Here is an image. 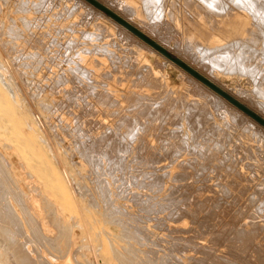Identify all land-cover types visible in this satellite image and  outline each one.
<instances>
[{"label":"bare ground","instance_id":"1","mask_svg":"<svg viewBox=\"0 0 264 264\" xmlns=\"http://www.w3.org/2000/svg\"><path fill=\"white\" fill-rule=\"evenodd\" d=\"M24 2L25 4L24 5H26L27 6V4H32L31 6H35V10H38V9H41V7L40 6H42L47 0H40V2L38 1V3L37 2H35L34 0H20V2ZM52 1V0H51ZM66 2H67V0H65ZM85 1V0H84ZM105 1H108V0H104L103 1V3L105 2ZM134 1V0H133ZM132 0H119V3H118V5L120 4L121 6L123 5V7H121V8H123L124 10H126L125 12H130V14H132V15H135V16H137L139 19L138 20H142L143 21V26H146L148 29H150V30H155V28L156 27H159L160 25H162V23H164V24H167V25H169V26H177L178 28L180 27V28H183V30L185 31V35H186V39H183L182 41H183V44L181 45H179V47L180 48H182L183 49V51L185 52V53H192V55H194L196 58H198L199 60H201V61H203L202 62V64L204 65V66H207V68L209 67L210 68V72L211 73H213V72H215V70H217V71H222V72H224L225 74H235V73H238V74H246L247 76H249L248 78H251V79H253V83L255 82V87H254V89L253 90H251L250 92H248V96L250 97L251 96V99L253 100H257V102L258 103H260L263 107H261V108H264V23L263 24H258V22L257 23H254L253 21H252V19H255V20H258V21H261V20H264V16H263V18H261L262 17V15H260V18L259 17H252V16H248V15H245L244 13H243V11H241V10H238V11H236V12H232V10H233V8H231L230 10H228V8L226 9V4H223V5H225L226 7H224V6H222V2L223 3H228V1L226 0V1H222V0H203L207 5H209V7L206 5V8L205 7H203L202 5H200L201 3L200 2H198L197 0H194L193 1V3H191L192 5H191V7L189 6V5H187V6H189L188 8H185V9H179V8H177V6H176V8L174 7L175 5V3L177 2H175L173 5L174 6H171V5H169V7L167 6V4L171 1H173V0H161V4L163 3L164 4V7L163 8H160V9H164V10H161V11H163V13L162 14H160L161 13V11H160V9L159 8H155L154 7V9L152 10L151 9V7H149V9H151L150 11H148L147 9H148V7H146L147 5H148V3L150 2V0H144L145 1V4H143V8L146 10L145 12L143 11V8H141V7H139V6H137V5H139V1L138 0H136L135 2H133ZM147 1V2H146ZM152 1V0H151ZM158 1V0H157ZM234 1V0H233ZM233 1H229V5H230V3H232ZM237 1V0H236ZM239 1V0H238ZM263 1V0H262ZM261 0H240L239 1V3H242V5L241 4H239L241 7L240 8H242V10H246L247 12L249 11V12H254L255 14L257 13V11L258 12H260V11H264V2H262ZM19 2V3H20ZM54 2H56V0L54 1ZM60 2H62V0H60ZM60 2H58V3H56V4H58V5H60ZM86 2V1H85ZM141 2V1H140ZM154 2H155V0H154ZM246 2V3H245ZM173 3V2H172ZM186 3V2H185ZM200 3V4H199ZM5 4V3H4ZM22 4V7L24 6L23 5V3H21ZM47 4H49V3H47ZM53 4V3H52ZM55 4V3H54ZM105 4V3H104ZM115 4V3H114ZM135 5V4H137L136 6H131V5ZM156 4V3H155ZM182 4V3H181ZM236 4V3H235ZM78 5H80V4H75L74 3V5H72V7H69L68 9H69V11H68V15L70 16V15H72V14H75L76 13V11H78V16H79V18H81V16H82V14H83V10H81V8L80 7H82V6H78ZM86 5V4H85ZM178 5V4H177ZM180 5V4H179ZM247 5V6H246ZM45 6H47V5H45L44 4V6L43 7H45ZM49 7H50V5H48ZM51 6H53V5H51ZM55 6V5H54ZM112 6V5H111ZM148 6H150V5H148ZM160 6V5H159ZM161 6H163V5H161ZM235 6V5H234ZM233 6V7H234ZM236 6H237V4H236ZM17 7H19V6H17ZM20 7H21V5H20ZM19 7V8H20ZM25 7V6H24ZM152 7H153V5H152ZM174 7V8H173ZM182 7V6H181ZM180 7V8H181ZM239 6H237V8H238ZM1 8V7H0ZM19 8H17V9H19ZM29 8V7H28ZM28 8H25V9H28ZM37 8V9H36ZM48 8V7H47ZM50 8H52V7H50ZM118 8V7H117ZM236 8V9H237ZM30 9H31V7H30ZM46 9V8H45ZM44 9V10H45ZM66 9V8H65ZM85 9V8H84ZM115 9H116V7H115ZM119 9V8H118ZM157 9L160 11V13L157 11ZM235 9V10H236ZM22 10V9H21ZM21 10H19V11H21ZM29 10V9H28ZM27 10V11H28ZM50 10V9H49ZM49 10H47V11H45V12H49ZM94 10V9H93ZM15 11H17V10H15ZM23 11V10H22ZM25 11V10H24ZM51 11V10H50ZM63 11V10H62ZM61 11V12H62ZM65 11V10H64ZM98 11V10H97ZM96 10H95V12H97ZM115 11V10H114ZM121 11V10H120ZM120 11H119V13H120ZM164 11H167V14L166 15H164ZM229 11V12H228ZM34 12V11H33ZM118 12V11H117ZM151 14L152 12H153V16L151 15L150 16V14ZM248 12V13H249ZM57 13V12H56ZM63 13V12H62ZM90 13V12H89ZM123 13V12H122ZM156 13H158V16H156L157 14ZM263 13V12H262ZM60 14V13H59ZM126 14V13H125ZM130 14H128V15H130ZM156 14V15H155ZM191 14H194V16L193 15H191ZM264 14V13H263ZM64 15H65V13H64ZM64 15H62V17H59V18H62V19H60V20H63V16ZM86 15V14H85ZM161 15V16H160ZM162 15H164V16H162ZM252 15V14H251ZM48 16V15H47ZM46 16V17H47ZM52 16H57V15H53L52 14ZM68 16V17H69ZM84 16V15H83ZM257 16V15H256ZM50 17V16H49ZM67 17V16H66ZM89 17V16H88ZM99 17H103V16H98V18H95L96 20L95 21H93V26L95 27V30H93V31H91V30H88V29H86V28H84V29H82L81 31H78L77 29H76V25L77 24H79L80 23V25H81V22H83V21H81V22H79V20L78 21H76V25L72 22V24H70L69 26H67V27H64L63 28V30H64V32L65 33H63V36L65 37L67 34L66 33H70V35H69V37H70V40H69V43L71 44V45H75V47L77 48V58H78V60H76L75 61V59L74 60H70L71 62H74V66L73 67H70V68H68V69H70L69 71L70 72H74L75 74H73V76L72 77H69V78H73L74 77V75H77V81H78V83L79 84H81L82 86H85L84 88L85 89H87V91H88V89H90L91 90V93H93V96L94 95H96V96H98L99 98H101L102 99V101L103 100H105V99H107V101H108V98H110L109 99V101L108 102H110L111 100L113 101V104L111 105L112 107L113 106H115L114 105V102L115 103H119V99L118 98H115L114 97V93H116V92H118L113 86H111V85H109L107 82H105V80L103 81V79H102V81L103 82H101V80H100V78L97 80V77L99 76V75H103V76H107L108 78H112V80H113V75L115 74V72H117L118 74H117V79H119V81H124V83H130L129 85H127V87H128V89H127V91L129 92V94L127 95V94H125V95H123L124 97H126V99L128 100L127 102H128V106L126 107V108H122V110H120V111H118V109H120V108H117L118 106L116 105L115 107V109L116 110H114L113 109V111L112 112H115V111H118L119 113L118 114H116L117 115V120H116V123H115V125H108V124H106V123H103L102 125V127H103V129H104V132H101V135L100 136H93V135H89V133H87L88 134V138L89 139H91L90 141H88V142H83V143H80L81 144V146L80 147H82V148H84V150L86 149V151H85V154H86V152H87V155L89 156V162L91 163H89L90 164V166L91 165H93V171H94V174L93 175H95V179L93 180L94 182H95V180L97 181V182H99V183H101V185L103 184V189L105 190V188H106V190L109 192V195L107 196V198H108V201H102L104 204H106V203H109V200H110V202L111 203H113V204H110L111 206L113 205V207L110 209L113 213V216L115 217V218H113V220L111 219V220H108V221H113L114 222V219H115V222L114 223H116L117 224V222L118 221H121L122 219H123V217H121V216H124L125 214V217L127 216V214H128V216L130 217V215L132 214V215H134L133 214V212L132 213H130L129 211H127V209L125 210L124 209V207L122 208V205H120V203L119 204H116L115 203V199H112L113 197H111V195L114 193L116 196H118V194H126L127 195V193H130V191H131V189H132V186H134V185H136V186H139V187H144V188H147V187H150V189L151 188H157V189H159V190H161L162 188H163V185H164V181H163V177L165 176L166 177V175L168 176V175H170L169 173H170V171H171V169L170 170H166V171H164V173H162L161 174V172H160V174H158L156 171H150L148 168H147V166L148 165H150V164H152V163H155L156 162V160H157V158L159 157L160 158V156H166V154L165 155H160V156H155L158 152L157 151H154L155 149V146L153 145V144H151L150 143V140H148L147 138H144V136L143 137H141L140 139H138L139 140V142L138 143H135V140H136V138L140 135V133L141 132H145V131H147V130H150L149 128H148V126H149V124L150 123H153L154 121H159V123L161 124L160 126H162V125H164V124H166V123H172L173 125H174V127L173 128H175L174 130L172 129L171 130V133L173 132L174 133V135L175 134H177V138H175L176 136H174L173 135V133H172V135L173 136H168L167 134L168 133H166L165 131H163L164 129H160V128H158L159 129V131H157V132H159L158 133V135L156 136V138L158 137V142H160V146H161V143H162V145H163V147L162 148H167V149H174V151H173V155L171 154V152H170V154H171V162H169V163H172V162H174V161H177V158H179L180 156H181V153L184 151V150H187V152H188V150L190 151L189 153H191L192 155V157L190 158H188L187 160H182V159H180V160H182V161H180L179 162V165L183 168V169H181V170H183V171H179V172H175L176 173V175H175V177H174V179L175 180H177V181H184V180H186V182H185V184L183 183V182H181V183H183V184H176L175 182V184L174 185H176V186H174L173 184L171 185L172 187H169L170 188V191L166 194V196H164L163 198H162V196L161 197H159L158 195L159 194H156V196H154V195H147L146 196V194H144V193H142V192H133L132 194V199H134L135 200V202H137L139 205H140V210L141 211H144L145 213H146V215H151V214H158L159 212H162L163 210H168V212H169V216H168V214H167V216L169 217V219H170V217H172V218H175V220H177L178 221V218L181 216L182 217V215L183 214H181V213H188V205H187V203L190 201V200H192V202H193V197L192 196H196L195 194H193L192 196H191V194H190V192H191V189L192 188H190V186H188V183H187V181L188 182H190L191 181V179H192V176H194V174L191 176V174H190V172H188V171H185L186 170V166L187 165H189V167H191V166H195L194 168H195V173H197L196 175L197 176H203V174H205L207 171H209V170H211L212 168H213V170H215V169H219V170H221L222 168V166H220V165H223V164H227L228 165V167L227 168H229V170H235L236 168H237V164H238V162H237V154L238 153H241V154H247L252 160H255V161H263V163H264V134H263V136H261L260 134H259V132L258 131H255L254 130V126H253V123L251 122L250 124H251V126H250V124H249V126L251 127H246V126H244V125H242L241 127H242V130H243V132H244V134L246 135V134H249V136H245V135H242V136H240L239 137V135H238V137L236 136V140H238V142H241L242 143V145H243V148L242 149H244L245 150V153H243V152H237L236 153V155L237 156H233V150L235 149L234 147H238V145L236 144H234L235 142H233V141H235V140H233L232 138L233 137H235V133H234V131H236L237 130V128H235L236 126H240V123H239V117H238V114L236 113V111H238V110H240L239 109V107L238 106H236L235 104H233L232 102H230L228 99H226L228 102H230L232 105H230V106H232V108H234V110L231 108L230 110L231 111H233V112H231L230 110H228L229 108V106L228 107H226V108H224V109H221L222 111L221 112H219V114L221 115L220 117L221 118H225L226 120H225V125L227 126V127H232L233 128V131L232 132H226V129H224L219 123H217L216 121H214V116H217V115H215V113H216V111L215 110H213L214 108H210V102H209V100L207 99V96H205L204 94H203V92L204 91H202V89H201V91H202V93H200L199 94V96H201V97H203L205 100L204 101H201V100H199V99H197V95H195V97H192V95H194V94H192L191 92L193 91V89H192V91H190V93H182V91H181V93L182 94H180V95H176L175 93H174V90L173 89H171V88H166L165 89V87H164V89H163V92H156L158 89H157V85L159 86L160 84L159 83H166V77H165V74H164V78L162 77V78H158L157 77V75H156V72H155V70H154V68H153V66H152V64L150 63V62H148V61H146L145 59H144V52H146V53H148L149 55H150V51H147L146 50V48L147 47H149L150 48V50L152 49V47H153V45H151L150 44V46H148V45H146V47L145 46H135L134 44V46L132 47H130V45H129V42L127 43V42H125V40H124V42H120L118 39H117V37H116V34L109 28V26L106 24V23H104L103 21H102V19L101 18H99ZM106 17V16H105ZM132 17V16H131ZM22 18V17H21ZM20 18V19H21ZM24 18V17H23ZM38 18L40 19V20H42L41 19V17H39L38 16ZM38 18H37V20H38ZM56 18V17H55ZM83 18V17H82ZM127 18V17H126ZM130 18V17H129ZM13 19V18H12ZM25 19V18H24ZM46 19V18H45ZM57 19H58V16H57ZM65 19V18H64ZM128 19V18H127ZM133 19V18H132ZM22 20V19H21ZM26 20H29L30 21V19H27L26 18ZM32 20H36V19H32ZM40 20H38V21H40ZM44 20V19H43ZM47 20V19H46ZM48 20H50V19H48ZM56 20V19H55ZM54 20V21H55ZM59 20V19H58ZM58 20H56V21H58ZM83 20V19H82ZM129 20H131V19H129ZM163 20V21H162ZM171 20L173 21V22H171ZM13 21V26H15L14 24H15V20H12ZM24 21L25 20H23L22 22L24 23ZM117 21V20H116ZM3 22V21H2ZM36 22V21H35ZM41 22V21H40ZM46 22V21H45ZM113 22V21H112ZM131 22V21H130ZM141 22V21H140ZM264 22V21H263ZM28 24V21L27 22H25V24ZM30 23V22H29ZM34 23V22H33ZM37 23V22H36ZM84 24H86L85 22H83ZM116 23V22H115ZM136 23V22H135ZM260 23V22H259ZM25 24H23L24 26H26ZM37 24H39V23H37ZM52 24V23H51ZM55 24V23H54ZM92 24V23H91ZM113 24V23H112ZM121 24V23H120ZM123 24V23H122ZM32 25V23L29 25V26H31ZM35 26H38V25H36V24H34ZM58 25V24H57ZM83 25V24H82ZM119 25V24H118ZM29 26H26V27H29ZM33 26V25H32ZM40 26V25H39ZM42 26H43V24H42ZM52 26V25H51ZM50 26V27H51ZM55 26H56V24H55ZM54 26V27H55ZM59 26V25H58ZM62 26V25H61ZM123 26L125 27V28H127L124 24H123ZM123 26H121L122 28V30H123ZM138 26V25H137ZM140 26V25H139ZM142 26V27H143ZM256 26H258L257 28H256ZM10 28H11V26H9ZM25 27V28H26ZM45 27V26H44ZM47 27V26H46ZM57 27V26H56ZM60 27V26H59ZM36 28V27H35ZM40 28V27H39ZM61 28V27H60ZM117 28V27H116ZM141 28V27H140ZM163 28V27H162ZM14 29V28H13ZM19 29V28H18ZM27 30H28V28H26ZM32 29V28H31ZM37 29H38V27H37ZM53 29H55V28H53ZM57 29H58V27H57ZM120 29V30H121ZM129 29V28H128ZM127 29V30H128ZM144 29V28H143ZM147 29V30H148ZM163 29H166V27L165 28H163ZM162 29V30H163ZM36 30V29H35ZM56 30V29H55ZM54 30V32H56ZM118 30V29H117ZM149 30V31H150ZM179 30V29H178ZM10 31H13V30H10ZM15 31V30H14ZM49 31V30H48ZM48 31H46V32H48ZM51 31H52V28H51ZM61 31H62V29H61ZM60 31V32H61ZM144 31H145V29H144ZM143 31V32H144ZM22 32V31H21ZM29 32H31V30H29ZM33 32V31H32ZM37 32V31H36ZM63 32V31H62ZM121 32V31H120ZM132 32V31H131ZM154 32H156V31H153V34H154ZM158 32V31H157ZM15 33H18V31H16ZM34 33V35H35V32H33ZM41 33H43V32H41ZM53 33V32H52ZM57 33V32H56ZM129 33V32H128ZM134 33V32H133ZM6 34H7V32H6ZM8 34H9V32H8ZM11 34V33H10ZM32 34V33H31ZM47 34V33H46ZM48 34H50L49 32H48ZM55 34V33H54ZM148 34H149V32H148ZM152 34V33H151ZM159 35H160V33H158ZM166 34H167V31H166ZM15 35V34H14ZM14 35H9V36H13L14 37ZM17 35V34H16ZM37 35V34H36ZM41 35V34H40ZM42 35H44V33L42 34ZM41 35V36H42ZM51 35V34H50ZM58 35H60V34H58ZM137 35V34H136ZM159 35H157V36H159ZM172 35V34H171ZM177 35V34H176ZM6 36V35H5ZM5 36H4V38H5ZM19 36H20V34L18 35V38H19ZM31 36V35H30ZM33 36V35H32ZM46 36V35H45ZM49 36V35H48ZM53 36V35H52ZM57 36V35H56ZM122 36V35H121ZM126 36V35H125ZM131 36H132V34H131ZM156 36V37H157ZM166 36V35H165ZM23 37V36H22ZM34 37V36H33ZM50 37V36H49ZM53 37H55V36H53ZM59 37V36H58ZM129 37V36H128ZM159 37H161V36H159ZM167 37V36H166ZM183 37V36H182ZM15 38V37H14ZM32 38V37H31ZM51 38V37H50ZM61 38V37H60ZM119 38H120V36H119ZM133 38V37H132ZM136 39L135 40H137L138 38L137 37H135ZM165 38V37H164ZM172 38V37H171ZM177 38V37H176ZM17 38H15V40H16ZM24 39H27V38H24ZM33 39V38H32ZM36 39V38H35ZM37 39H38V36H37ZM52 40H50L46 45H47V47L44 45L46 42H44V47H45V50L44 51H47L48 49H50V48H48V45L50 46H52L53 44L52 43H55V38H51ZM56 39H57V37H56ZM69 39V38H68ZM142 39V38H141ZM163 39V38H162ZM178 39V38H177ZM12 40H13V38H12ZM11 40V41H12ZM38 40H41L42 42H39V43H43V39H41V37H39V39ZM38 40H36L37 41V43H38ZM98 40H101L102 42V44H99V43H97V41ZM121 40V39H120ZM133 40V39H132ZM159 40V39H158ZM161 40V39H160ZM164 40H166V39H164ZM167 40H169V39H167ZM171 40V39H170ZM181 40V39H180ZM179 40V41H180ZM10 41V40H9ZM9 41H7L8 43H9ZM10 41V42H11ZM14 41V40H13ZM26 41H28V39L26 40ZM62 41V40H61ZM144 41V40H143ZM178 41V42H179ZM63 42V41H62ZM64 42H66V40L64 41ZM162 42V41H161ZM168 42V41H167ZM8 43H6L5 42V44H8ZM14 43H15V41H14ZM26 43V42H25ZM32 43V42H31ZM88 44V43H92V45L91 46H89L88 45V47L87 46H85V47H87L86 48V51H87V53H88V55H89V53H91V52H94L93 54H94V58H93V60H89V57L88 56H85V55H87V54H85L84 55V52H86V51H84L83 52V50H80V48L78 49V47L80 46V45H82V44ZM131 43V42H130ZM136 43V42H135ZM3 44V43H2ZM16 44H18L17 42L14 44V46H13V49H16L15 48V45ZM56 45L58 44L57 42L55 43ZM62 44V43H61ZM61 44H60V46H61ZM67 43H65V45H66ZM136 44H138V42L136 43ZM166 44V43H165ZM164 44V45H165ZM169 44V43H168ZM9 45V44H8ZM36 45V44H35ZM34 45V46H35ZM59 45V44H58ZM64 45V44H63ZM63 45H62V47H63ZM132 45V44H131ZM142 45V44H141ZM170 45V44H169ZM4 46V45H3ZM2 45H1V47H3ZM32 46H33V43H32ZM33 46V47H34ZM152 46V47H151ZM36 47H38V46H36ZM36 47H34V48H36ZM43 47V46H42ZM74 47V46H73ZM177 47V46H176ZM54 48H55V45H54ZM72 48V47H71ZM169 48V47H168ZM10 49V48H9ZM21 49L22 48H19V50L21 51ZM58 49H59V46H58ZM75 49V48H74ZM82 49V48H81ZM155 49V48H154ZM24 50V49H23ZM57 50V49H56ZM177 50H179V49H177ZM4 51V50H3ZM55 51V50H54ZM59 51V50H58ZM58 51H56V52H58ZM60 51H61V47H60ZM65 51H66V49H65ZM70 51H72L71 49H70ZM69 50L67 51V52H70ZM2 52V51H1ZM18 52V51H17ZM30 52V51H29ZM32 52V51H31ZM36 52V51H35ZM56 52H55V55H56ZM75 52H76V50H75ZM180 52V51H179ZM178 52V53H179ZM182 52V51H181ZM38 53H40V52H38ZM47 53H51V51L50 52H47ZM60 53V52H59ZM82 53H83V56H82ZM162 53V52H161ZM19 54V53H18ZM17 54V55H18ZM23 54V53H22ZM20 55V58H21V56H23V55ZM30 54H32V53H30ZM34 54H36V53H34ZM34 54H32L33 55V57H34ZM41 54V53H40ZM62 54H65V52L64 53H62ZM68 54V53H67ZM74 54V53H73ZM76 54H74V55H76ZM95 54H97L96 56H95ZM4 55V54H3ZM7 55V54H6ZM37 55H39V54H36V56ZM42 55V54H41ZM179 55V54H178ZM16 56V55H15ZM19 56V55H18ZM28 56V55H27ZM50 56V55H49ZM58 57H59V55H57ZM56 56V57H57ZM62 56H64V55H62ZM148 56V55H147ZM189 56V55H188ZM32 57V56H31ZM30 57V58H31ZM39 57V59L37 58V61H39L40 60V55L38 56ZM46 57V56H45ZM51 57H52V55H51ZM50 57V58H51ZM70 57V56H69ZM73 57V56H72ZM72 57H70L71 59H72ZM182 57V56H181ZM184 57V56H183ZM190 57V56H189ZM192 57V56H191ZM15 57H13V59H14ZM24 58V57H23ZM27 58V57H26ZM29 58V57H28ZM35 58V57H34ZM42 58H43V55H42ZM41 58V59H42ZM54 58V56L52 57V62H53V60L55 59H53ZM60 58V57H59ZM66 58H68L67 56H66ZM65 58V63H67L66 62V59ZM151 58V57H150ZM166 58V57H165ZM195 58V60L194 61H196L197 59ZM3 59V58H2ZM6 59V58H5ZM36 59V58H35ZM61 59V58H60ZM17 60V59H16ZM62 61H63V59H61ZM168 60V59H167ZM5 61V60H4ZM7 61V60H6ZM18 61V60H17ZM33 61V60H32ZM49 61H50V59H49ZM48 61V62H49ZM70 61H69V63H70ZM172 61V60H171ZM3 62V61H2ZM0 63L1 64V66L0 67H2V65L4 64V63ZM35 62V61H34ZM43 62L45 63V61H44V58H43ZM52 62H50V63H52ZM155 62V61H154ZM161 62V61H160ZM163 62V61H162ZM190 62H192L191 61V59H190ZM10 63V62H9ZM17 63V62H16ZM22 63H25V62H22ZM29 62H27L26 61V64H28ZM36 63V62H35ZM41 63V62H40ZM58 63V62H57ZM63 63V62H62ZM159 63V62H158ZM189 63V62H188ZM6 64H8V62L6 63ZM25 64V65H26ZM33 64V63H32ZM53 64L55 65L56 64V60H55V63L53 62ZM193 64H195V63H193ZM10 65V64H9ZM59 65H62V64H59ZM157 65V64H156ZM160 65V64H159ZM158 65V66H159ZM199 65V64H198ZM8 66V65H7ZM16 66V65H15ZM21 66V65H20ZM22 66H24V65H22ZM33 65H31L30 64V66H28V67H32ZM34 66H36V65H34ZM33 66V67H34ZM46 66V65H45ZM45 66H44V68H45ZM68 66H70V65H68ZM167 66V65H166ZM179 66V65H178ZM19 67V66H18ZM40 67H41V65H40ZM46 67H48V66H46ZM51 67H52V65H51ZM50 66L48 67V68H51ZM60 68L62 67V66H59ZM163 67L164 66H162L161 68H162V70H163ZM201 67V66H200ZM203 67V66H202ZM8 68V67H7ZM11 68V67H10ZM14 68V67H13ZM13 68H11V69H13ZM37 68V67H36ZM38 68H39V66H38ZM124 68V69H123ZM126 68H130V71H127V73H126ZM180 68V67H179ZM2 69V68H1ZM19 69V68H18ZM205 69V68H204ZM10 70V69H9ZM29 70V69H28ZM34 70H35V68H34ZM37 70V69H36ZM51 70V69H50ZM60 70V69H59ZM72 70V71H71ZM182 70H183V68H182ZM206 70V69H205ZM3 71V70H2ZM2 71H1V73H2ZM7 71V70H6ZM32 71V70H31ZM49 71V70H48ZM63 71V70H62ZM184 71V70H183ZM183 71L181 72V73H183ZM3 72H5V71H3ZM12 72V71H11ZM10 72V73H11ZM67 72V71H66ZM66 72H63L62 73V75L63 74H66ZM17 73V72H16ZM32 73V72H31ZM133 74V79H130L128 76H129V74ZM180 73V74H181ZM210 73V74H211ZM4 73H2V74H0V77L1 78H4L3 76H1V75H3ZM13 74V73H12ZM24 74V73H23ZM5 75H7V76H9L8 75V73H6L5 72ZM28 75H31V74H28ZM35 75V74H34ZM59 75V74H58ZM57 75V76H58ZM184 75V74H183ZM186 75H188V74H186ZM211 75H213V74H211ZM20 76H21V74H20ZM19 76V77H20ZM33 76V75H32ZM56 76V75H55ZM55 76H54V78H55ZM185 76V75H184ZM10 77H12V75L10 76ZM16 77V76H15ZM14 77V78H15ZM44 77H45V75H44ZM59 77H60V75H59ZM62 77H64V76H62ZM101 77V76H100ZM188 77H191L190 75L188 76ZM194 77V76H193ZM7 78H9V77H7ZM13 78V77H12ZM12 79V80H15V79ZM20 78H22V77H20ZM26 78V77H25ZM53 78V79H54ZM65 78H67V77H65ZM107 78V79H108ZM196 78V77H195ZM212 78H214L213 76H212ZM48 79V78H47ZM49 79H51V78H49ZM56 79V78H55ZM63 79V78H62ZM187 79H189V78H187ZM11 79L9 78V80H8V82H9V84H11V87L13 86V82L12 83H10L11 81H10ZM18 80H19V78H18ZM23 80V79H22ZM22 80H21V82H22ZM27 80H29V79H27ZM32 80V79H31ZM64 80V79H63ZM70 80V79H69ZM76 80L74 79V81H75V83H76ZM100 80V81H99ZM193 80V79H192ZM216 80V79H215ZM52 81V80H51ZM65 81V80H64ZM67 81V80H66ZM73 81V80H72ZM74 81L73 82H70V83H74ZM107 81V80H106ZM118 81V80H117ZM188 81V80H187ZM5 82V81H4ZM3 82V79H2V83H4ZM14 82H16V83H18L17 82V80H15ZM28 82V81H27ZM29 82H30V80H29ZM28 82V83H29ZM69 82V81H68ZM193 82H195V81H193ZM220 82V81H219ZM1 83V82H0ZM24 83V82H23ZM27 83V84H28ZM33 83V82H32ZM32 83L30 84V85H32ZM52 83V82H51ZM54 83H56V80H55V82H53V84H52V86L54 85ZM61 83H62V81H61ZM60 83V84H61ZM203 83V82H202ZM202 83H201V85H202ZM5 85H6V83H4ZM8 84V83H7ZM19 84V83H18ZM21 84V83H20ZM34 84V83H33ZM46 84V83H45ZM50 84V83H49ZM58 84V83H57ZM65 84V83H64ZM63 83H62V85H64ZM79 84H76V87H77V85H79ZM251 84V83H250ZM4 85V86H5ZM23 85V84H22ZM36 85H37V83H36ZM51 85V84H50ZM80 85V86H81ZM141 85L143 86V85H145V86H147L148 87V85H150V87L151 86H153V87H156V89L157 90H155L153 87H151V88H153L152 90H149V89H146V88H144V87H141ZM154 85H156V86H154ZM165 85V84H164ZM199 85V84H198ZM16 86V85H15ZM18 86H20V85H18ZM52 86H50L51 88H52ZM57 86V85H56ZM61 86V85H60ZM161 87H163V85H160ZM160 86L158 87V88H160ZM194 86V85H193ZM8 87V86H7ZM31 87V89H32V86H30ZM40 87V86H39ZM47 87V86H46ZM73 87V86H72ZM199 87H201V86H199ZM202 87H205V86H202ZM2 88V87H1ZM9 89H10V86L8 87ZM8 88H7V90H8ZM13 89L14 88H16L17 89V87H12ZM34 88H35V86H34ZM45 88V87H44ZM44 88L42 87V89L44 90ZM58 88H59V86H58ZM61 88L62 87H60V90H61ZM75 88V87H74ZM78 88V87H77ZM102 88V91H100V89ZM189 88V87H188ZM191 88V87H190ZM12 89V90H13ZM16 89H14V90H16ZM23 89H24V87H23ZM27 89V88H26ZM40 89V88H39ZM46 89V88H45ZM55 89H56V87H55ZM63 89H65V88H63ZM80 89V88H79ZM79 89H77L78 90V92H80L79 91ZM205 89V88H204ZM36 91H37V88L35 89ZM58 90V89H57ZM66 90V89H65ZM69 90L71 91V89L69 88ZM69 90H68V92H69ZM73 90V89H72ZM75 90V89H74ZM82 90V89H81ZM162 90V89H161ZM179 90H180V88H179ZM178 90V91H179ZM191 90V89H190ZM197 90H198V88H197ZM196 90V91H197ZM206 90V89H205ZM209 90V89H208ZM212 90H214V89H212ZM18 91H21L20 89H18L17 90V92ZM31 91V90H30ZM184 91V90H183ZM207 91V90H206ZM211 91V90H210ZM215 91V90H214ZM213 91V93H216L215 95H220L217 91H215L214 92ZM2 92V91H1ZM5 92V91H4ZM9 92V91H8ZM24 92V91H23ZM26 92H29V91H26ZM32 92H33V90H32ZM40 92H43V91H40ZM39 92V93H40ZM57 92V91H56ZM60 92V91H59ZM15 93L16 92H14V94H13V91L11 92V94H12V96L13 95H15ZM39 93H37V94H39ZM65 93H67V90L65 91ZM70 93V92H69ZM76 93V92H75ZM74 93V94H75ZM84 93V92H83ZM101 93H103V94H101ZM122 93V92H121ZM194 93V92H193ZM211 93V92H210ZM25 94V93H24ZM23 94V95H24ZM33 95L32 96H34L35 95V97H36V93L34 94V93H32ZM41 94V93H40ZM68 94V93H67ZM71 94H73V93H71ZM71 94H69L68 95V97L71 95ZM73 94V95H74ZM80 94H82V92H80ZM88 94H89V92H88ZM118 94V93H117ZM7 95V94H6ZM10 95V94H9ZM26 95V94H25ZM29 95V93L27 94V96ZM31 95V94H30ZM83 95H85V94H83ZM82 95V96H83ZM91 95V94H90ZM238 95V94H237ZM243 95V94H242ZM12 96H11V98H12ZM18 96H19V94H18ZM38 96V95H37ZM76 96V95H75ZM82 96H80L79 98H81ZM92 96V95H91ZM92 96V97H93ZM96 96L95 97H93V98H95L96 99ZM120 96H121V94H120ZM221 96V95H220ZM245 96H247V95H245ZM20 97V96H19ZM38 97H40V96H38ZM64 97H65V95H64ZM72 97H74V96H72ZM71 97V98H72ZM78 97V96H77ZM91 97V98H92ZM214 97V96H213ZM219 97V96H218ZM6 98H7V96H6ZM67 98V97H66ZM75 98V97H74ZM83 98H86L87 99V97H83ZM113 98V99H112ZM210 98V97H209ZM215 98H216V96H215ZM243 98V97H242ZM245 98H247V97H245ZM16 99V98H15ZM23 100H25L26 99V96H24V98H22ZM22 99L20 98V100L22 101ZM30 99H32L31 97H30ZM29 99V100H30ZM98 99V98H97ZM96 99V100H97ZM221 99V98H220ZM244 99V98H243ZM248 99V98H247ZM10 100V99H9ZM12 100H14V96H13V98H12ZM29 100H27V102H29V103H31ZM63 100V99H62ZM68 100H70V98L68 99ZM73 100H76V98L75 99H73L72 98V103H73ZM100 100V99H99ZM98 100V101H99ZM240 100V99H239ZM245 100V99H244ZM248 100H250V99H248ZM0 101H1V98H0ZM5 101V100H4ZM8 101V100H7ZM16 101V100H15ZM14 101V102H15ZM54 101V100H53ZM56 101V100H55ZM65 101V100H64ZM63 101V103H65ZM76 101H78V106L75 104V103H77ZM76 101H74V104L79 108V107H81L80 105H79V100H76ZM85 101H88L89 102V100L87 99V100H85ZM102 101H101V103H102ZM105 102V101H103L104 103H107L106 105H108V102ZM218 101V100H217ZM216 101V102H217ZM223 101V100H222ZM226 101V102H227ZM251 101V100H250ZM23 102V101H22ZM26 102V101H25ZM24 102V103H25ZM83 102V101H82ZM97 102V101H96ZM213 102V101H212ZM224 102H225V100H224ZM248 102V101H247ZM4 103V102H3ZM2 103V104H3ZM9 103V102H8ZM28 103V105H30ZM60 103V102H59ZM67 103V102H66ZM81 103V102H80ZM87 103V102H86ZM90 103V102H89ZM93 103V102H92ZM99 103H100V101H99ZM245 103V102H244ZM250 103V102H249ZM5 104V103H4ZM3 104V105H4ZM14 104H18V103H14ZM43 104H44V102H43ZM71 104V103H70ZM70 104H66V106L68 105H70ZM84 104V103H83ZM91 104V103H90ZM96 104V103H95ZM103 104V103H102ZM102 104H100L101 106H103ZM119 104H121V103H119ZM118 104V105H119ZM212 104V103H211ZM215 104V103H214ZM229 104V103H228ZM252 104V103H251ZM254 104V103H253ZM6 105H7V103H6ZM5 105V106H6ZM22 103H21V105H19L18 104V106H20L21 108H22ZM25 105V104H24ZM31 105H34L35 106V104H31ZM41 105H42V103H41ZM63 105V104H62ZM82 105V104H81ZM88 105V104H87ZM213 105V104H212ZM211 105V106H212ZM217 105H218V103H217ZM227 105V104H226ZM9 106H10V104H9ZM59 106V105H58ZM71 106V105H70ZM69 106V107H70ZM75 106V107H76ZM90 106V105H89ZM92 106V105H91ZM90 106V107H91ZM93 106H95L94 104H93ZM221 106H223V104H221ZM3 107V106H2ZM31 107V106H30ZM47 107V106H46ZM48 107H49V105H48ZM47 107V108H48ZM51 107V106H50ZM83 107V106H82ZM85 107H87L88 108V106H85ZM96 107V106H95ZM95 107L93 108V110L95 109ZM111 107V108H112ZM120 107V106H119ZM217 107H219V106H217ZM255 107V106H254ZM259 107V106H258ZM12 108V107H11ZM16 108H17V106H16ZM24 108V107H23ZM22 108V109H23ZM26 108V107H25ZM46 108V109H47ZM60 108V107H59ZM66 108V107H65ZM68 108V107H67ZM72 108V107H71ZM84 108V107H83ZM82 108V109H83ZM86 108V109H87ZM104 108V107H103ZM102 108V109H103ZM110 108V107H109ZM110 108V109H111ZM255 108H257V107H255ZM18 110H20L19 108H17ZM31 109V108H30ZM35 109H36V106H35ZM49 109H51V108H49ZM48 109V110H49ZM56 109V108H55ZM70 109V108H69ZM81 109V108H80ZM79 109V110H80ZM88 109H90V108H88ZM92 109V108H91ZM97 109H99V108H97ZM96 109V110H97ZM110 109H107V111L106 112H108ZM215 109H217V108H215ZM9 110H11V109H9ZM32 110H34V108L32 109ZM37 110V109H36ZM71 110V109H70ZM74 109H72V112L71 113H73L74 111H73ZM2 111V110H1ZM23 111V110H22ZM69 111V110H68ZM67 110L65 111V112H68ZM92 111V110H91ZM215 111V112H214ZM218 111V110H217ZM262 111V110H261ZM25 112V111H24ZM23 112V113H24ZM27 112V111H26ZM31 113H33V112H35V114L38 112H36V111H30ZM51 112V111H50ZM83 112H87V111H83ZM90 112V111H89ZM95 111H93V113H94ZM98 112V111H97ZM97 112H95V113H97ZM239 112V111H238ZM241 112V111H240ZM22 113V112H21ZM79 113V112H78ZM77 113V114H78ZM80 113H82V111L80 112ZM84 113V114H85ZM95 113H94V116H95ZM259 113V112H258ZM13 114L15 115V113L13 112ZM18 114H19V112H18ZM17 114V115H18ZM74 114V113H73ZM90 114V113H89ZM88 113H86V116L87 115H89ZM115 114V113H114ZM243 114V113H242ZM264 114V113H263ZM5 116H6V114H4ZM13 115V116H14ZM19 115H23V114H19ZM18 115V116H19ZM25 115V114H24ZM23 115V116H24ZM40 115V114H39ZM49 115V114H48ZM75 115V117L74 118H77V117H79V116H77L76 117V114H74ZM36 116V115H35ZM85 116V115H84ZM91 116V115H90ZM92 116H93V114H92ZM111 116H113V115H111ZM250 116V115H249ZM16 117V116H15ZM14 117V118H15ZM36 117H39V116H36ZM82 117V116H81ZM88 117V116H87ZM116 117V116H115ZM114 117V118H115ZM251 117V116H250ZM250 117H248V119L250 118ZM49 118V117H48ZM113 118V119H114ZM241 118V117H240ZM244 118V117H243ZM242 118V119H243ZM246 118V117H245ZM17 119L18 118H16V121H17ZM38 119V118H37ZM81 118L79 117V120H80ZM90 119V118H89ZM88 119V120H89ZM100 119V118H99ZM24 120H25V118H24ZM27 120V119H26ZM49 120V119H48ZM86 120V118L84 119V121ZM91 120H93V122H95V120L94 119H92L91 118ZM247 120V119H246ZM255 120V119H254ZM39 121V120H38ZM37 121V122H38ZM41 121V120H40ZM39 121V122H40ZM63 121V120H62ZM90 121V120H89ZM89 121H88V125H89ZM99 121V120H98ZM244 121V120H243ZM252 121H253V119H252ZM13 122V121H12ZM23 122V121H22ZM25 122V121H24ZM23 122V123H24ZM28 122V121H27ZM75 122H77L76 121V119H75ZM80 122V121H79ZM81 122H82V119H81ZM93 122L91 121L90 123L91 124H93ZM97 122V121H96ZM247 122V121H246ZM20 123V122H19ZM18 123V124H19ZM23 123L22 124H20L21 126L23 125ZM29 123V125H30V122H28ZM32 123V122H31ZM41 123H43V122H41ZM40 123V124H41ZM66 123V122H65ZM99 123V122H98ZM256 123V122H255ZM259 123V122H258ZM25 124V123H24ZM27 124V123H26ZM81 124V123H80ZM87 124H86V127H87ZM95 124H97V123H95ZM184 124L185 125H187V128L190 130V133L189 134H186V133H183V126H184ZM248 124H247V126H248ZM32 125V124H31ZM30 125V126H31ZM38 125H39V123H38ZM55 125H56V123H55ZM70 125V124H69ZM78 125H79V123H78ZM83 125V124H82ZM81 125V126H82ZM99 125H101L100 123H99ZM256 125V124H255ZM15 126H17V124H15ZM19 126V125H18ZM20 126V127H21ZM24 126V125H23ZM33 126V125H32ZM41 126H43L42 124H41ZM61 127H62V125H60ZM84 126V125H83ZM96 126H98V125H95L94 126V128L96 127ZM155 126V125H154ZM153 126V127H154ZM158 126V125H157ZM254 128H253V127ZM11 127H12V125H11ZM20 127H19V129H20ZM26 127H29V126H26ZM40 127V126H39ZM46 127V126H45ZM69 127V126H68ZM67 127V128H68ZM90 127H93L92 125L91 126H89V128ZM152 127V128H153ZM163 128L165 127V126H162ZM161 127V128H162ZM166 127H167V125H166ZM240 127V128H241ZM29 128H31V127H29ZM53 128V127H52ZM66 128V127H65ZM99 128H101V127H99ZM155 128V127H154ZM261 128V127H260ZM264 128V127H263ZM22 129H23V127H22ZM43 129V128H42ZM47 129V128H46ZM62 129V128H61ZM76 129H78L77 128V126H76ZM167 129H170V128H167ZM236 129V130H235ZM13 130V129H12ZM25 130V129H24ZM28 130H31V132H33V135H34V133L36 134V132L37 131H35V127H34V130L32 131V129H27V131ZM73 130V129H72ZM74 130H75V128H74ZM81 130V129H80ZM79 130V131H80ZM91 130H92V128H91ZM90 130V131H91ZM95 130H97V128H95ZM154 130H156V129H154ZM225 130V131H224ZM258 130V129H257ZM263 130V129H262ZM11 131V130H10ZM48 131V130H47ZM65 131H67V130H65ZM76 131V130H75ZM81 131H83V130H81ZM86 131V130H85ZM89 131V130H88ZM87 131V132H88ZM94 131V130H93ZM102 131V130H101ZM15 132V131H14ZM23 132V131H22ZM30 132V131H29ZM46 131H44V133H45ZM63 132V131H62ZM72 132V131H71ZM156 132V133H157ZM169 133H170V131H168ZM176 132V133H175ZM26 133V132H25ZM28 133V132H27ZM26 133V134H27ZM42 133H43V131H42ZM48 133V132H47ZM60 133V132H59ZM80 133V132H79ZM81 133H83V132H81ZM85 133V132H84ZM91 133V132H90ZM143 133H141V134H143ZM146 133H148V132H146ZM241 133V132H240ZM262 133H264V130H263V132ZM40 134V133H39ZM69 134V133H68ZM77 134V133H76ZM87 134H84V136L86 135L87 136ZM149 134H151V133H149ZM32 135V136H33ZM42 135V134H41ZM39 136V138H41L42 136ZM47 135H49V134H47ZM154 135H156V134H154ZM36 136V135H35ZM35 136H33V137H35ZM38 136V135H37ZM60 136V135H59ZM71 136V135H70ZM79 136V135H78ZM81 136H82V134H81ZM86 136H85V140H86ZM19 137V136H18ZM29 137V136H28ZM31 137V136H30ZM29 137V138H30ZM47 138L49 137V136H46ZM45 137V138H46ZM243 137V138H242ZM26 138V137H25ZM43 138V137H42ZM46 138V139H47ZM50 138H52V137H50ZM79 138L81 139V137L79 136ZM149 138H150V136H149ZM172 138H175L174 140H172ZM246 138V139H245ZM16 139H18V138H16ZM32 139V138H31ZM34 139V138H33ZM36 139V138H35ZM46 139H45V141H46ZM60 139H61V137H60ZM74 139V138H73ZM76 139H78L77 138V135H76ZM177 139V140H176ZM18 140H21V137H20V139H18ZM28 140V139H27ZM38 140V139H37ZM44 140V139H43ZM62 140V139H61ZM88 140V139H87ZM176 140V141H175ZM252 140H253V142H256V144H253V142H252ZM17 141V140H16ZM23 141V140H22ZM21 141V142H22ZM29 141V140H28ZM49 141V138L47 139V141L45 142L46 144H47V142ZM52 141L54 142V140H52L51 139V142H50V145L52 144ZM57 141V140H56ZM55 141V142H56ZM83 140L81 139V142H82ZM18 142V141H17ZM35 142H36V140H35ZM39 143H40V141H38ZM3 143V142H2ZM5 143V142H4ZM14 143V142H13ZM20 143V142H19ZM37 143V142H36ZM58 144H59V142H57ZM73 143H74V141H73ZM78 143V144H79ZM257 143H260V144H262V145H258ZM7 144H9V143H7ZM7 144H5V145H7ZM12 144V143H11ZM24 144V143H23ZM26 144H27V142H26ZM38 144V143H37ZM49 144V143H48ZM47 144V146L49 147L50 145H48ZM79 144V145H80ZM4 145V144H3ZM4 145V146H5ZM25 145V144H24ZM33 145H35L36 146V144H33ZM61 145V144H60ZM59 145V146H60ZM77 145V144H76ZM75 145V146H76ZM78 145V146H79ZM83 145V146H82ZM175 145V146H174ZM235 145V146H234ZM9 147H12V146H10V145H8ZM21 146V145H20ZM19 146V147H20ZM26 147L28 146V145H25ZM34 146V147H35ZM37 146H40V147H43V146H41V143H40V145H37ZM36 146V147H37ZM52 146V145H51ZM54 146V145H53ZM52 146V147H53ZM77 146V147H78ZM240 146V145H239ZM8 147V148H9ZM25 147V148H26ZM32 147V146H31ZM62 147V146H61ZM157 147H159V146H157ZM17 148H18V146H17ZM24 148V149H25ZM28 148H30V147H28ZM50 148V147H49ZM55 147H53V149H54ZM70 147H68V149H69ZM150 148H153V151L156 153H154L155 155H150L149 156V154H148V156L150 157V158H146L145 156H144V152H145V150L147 149L148 151H149V153H150V151H151V149ZM161 148V147H160ZM162 148L161 149H159L160 151L162 150ZM241 148V147H240ZM31 149V148H30ZM29 149V150H30ZM43 149V148H42ZM63 149V148H62ZM150 149V150H149ZM239 149V148H238ZM32 150V149H31ZM39 150H41V148H39ZM52 150V149H51ZM50 150V151H51ZM65 150V149H64ZM74 150V149H73ZM78 150H81V149H78ZM34 151V150H33ZM43 151V150H42ZM66 151V150H65ZM82 151V150H81ZM147 151V152H148ZM163 151H164V153H166L165 152V150L163 149ZM237 151V150H236ZM240 151V150H239ZM41 152V151H40ZM52 152V151H51ZM83 152V151H82ZM168 152H169V150H168ZM21 153H23V152H21ZM34 153V152H33ZM81 152H79V154H80ZM152 153V152H151ZM160 153V152H159ZM163 153V154H164ZM189 153H187V154H189ZM222 153V154H221ZM39 154V153H38ZM42 154V153H41ZM52 154H53V152H52ZM82 154H84V153H82ZM84 154V155H85ZM183 154V153H182ZM245 154V155H246ZM36 155V154H35ZM40 155V154H39ZM43 155V154H42ZM81 155V154H80ZM169 155V154H168ZM167 155V156H168ZM179 155V157H176V156H178ZM244 155V156H245ZM28 155L26 154V156L25 157H27ZM54 156L55 157H59L58 155H57V153H56V155L54 154ZM71 156H75V154H73V155H71ZM81 156H83V155H81ZM23 157H24V155H23ZM43 157H44V155H43ZM169 157V156H168ZM211 157H213V158H216L217 157V160L219 161V163H217L218 165H215V169H214V167H211V166H209L210 164H211V162H213L214 160L211 158ZM247 157V156H246ZM246 157H243V156H241V158L242 159H244V158H246ZM60 158V157H59ZM72 158V157H71ZM86 158V162L88 163V161H87V157H84V159ZM158 158V159H159ZM211 159V162H207L208 161V159ZM240 158V159H241ZM30 158H27V160H29ZM207 159V160H206ZM210 159H209V161H210ZM240 159L238 160L239 162H240ZM26 160V159H25ZM31 161H32V159H30ZM29 160V161H30ZM60 160V159H59ZM213 160V161H212ZM30 161V162H31ZM71 161H73V159L71 160ZM159 161V160H158ZM157 161V162H158ZM32 162H34V161H32ZM47 164L49 163L48 162V159H47ZM46 162H45V164H46ZM160 162V161H159ZM72 163H75V162H72ZM78 163V162H77ZM133 163H135V165L133 164ZM168 163V165H167V167L170 165ZM260 163V162H259ZM33 164H35L36 165V163H33ZM46 164V165H47ZM52 164V163H51ZM60 164H61V160H60ZM178 164V163H177ZM208 164V165H207ZM215 164H216V162H215ZM246 164H250V167H251V169L252 170H255V167H256V163L255 162H247ZM38 165H39V163H38ZM42 165V164H41ZM41 165H39L40 167H41ZM49 165V164H48ZM47 165V166H48ZM53 165V164H52ZM80 165V164H79ZM154 165V164H153ZM153 165H152V167H153ZM163 165H165V164H163ZM226 165V166H227ZM22 166H23V164H22ZM39 166H37V167H39ZM60 167L61 166H63V165H59ZM104 166H106V167H104ZM171 167H172V165H170ZM169 166V167H170ZM218 166H220V168H218ZM258 166V165H257ZM24 167V166H23ZM33 167V166H32ZM44 167L45 166H42V168H39L40 170L41 169H43V170H41V171H44ZM48 167H50V166H48ZM58 167V166H57ZM151 167V168H152ZM160 167V166H159ZM165 167V166H164ZM188 167V168H189ZM217 167V168H216ZM259 167V166H258ZM64 167H62V170L63 171H65L64 169H63ZM91 168H92V166H91ZM154 169L156 168L155 167V165H154V167H153ZM158 168V167H157ZM160 168H162L163 169V167H160ZM166 168V167H165ZM187 168V169H188ZM192 168V167H191ZM248 167H246L245 169H247ZM261 168V167H260ZM262 168H264V167H262ZM39 169H38V171H39ZM46 169V168H45ZM59 169H61V168H59ZM70 169V168H69ZM159 169V168H158ZM157 169V170H158ZM50 170H53L52 172H54V174H55V172L57 171V169H56V171H55V169L53 168V166H52V168L50 169ZM62 170H61V172H62ZM89 170V169H88ZM192 170H194V169H192ZM227 170V169H226ZM226 170H224L225 172H227ZM240 170V169H239ZM238 170V171H239ZM251 170V171H252ZM37 171V170H36ZM40 171V172H41ZM46 171H48L47 169H46ZM45 171V172H46ZM66 171L68 172V169H67V167H66ZM79 171L80 170H78L77 172L79 173ZM90 171V170H89ZM92 171V170H91ZM212 171V170H211ZM241 171V170H240ZM27 172V171H26ZM45 172H43V173H45ZM220 172V171H219ZM255 172V174H256V170L254 171ZM262 172H264L263 170H262ZM27 173H29L30 174V172L28 171ZM47 173V172H46ZM51 173V172H50ZM49 173V174H50ZM57 173H58V171H57ZM57 173H56V177H57ZM65 173V172H64ZM64 173H62L61 175H63ZM91 173V172H90ZM89 173V174H90ZM210 172H208V174H209ZM214 173H216V171L214 172ZM236 173H238V172H236ZM236 173H234V174H236ZM242 173V172H241ZM34 174H37V173H35L34 172ZM69 174V173H68ZM80 174V173H79ZM207 174V175H208ZM231 174V173H230ZM40 175V173L38 174V176ZM46 175H48V174H46ZM45 175V177H47ZM81 175V174H80ZM87 175V174H86ZM86 175H81V177H84V176H86ZM207 175L204 177V178H206L207 177ZM211 175V174H210ZM224 175V174H223ZM226 175V174H225ZM225 175H224V177H225ZM251 175H252V173H251ZM257 175V174H256ZM261 175V174H260ZM21 176H22V174L19 172V170L17 169V168H15L14 166H13V164H12V161L10 160V159H8V157L2 152V151H0V264H57L56 263V261H55V259L57 258V257H61L62 255L64 256V255H66V254H64L65 252H64V250L62 249V248H60L59 246H61L62 244H64V245H67V247L66 248H68V247H70L71 248V246H73L74 245V236H73V231H74V229H75V227H76V223H78L79 224V222H80V225L79 226H82V222L81 221H78L79 219H77V221L76 222H74V220L72 221L73 223H68L69 221H67V222H65V215L63 214V210H61V206H64V205H61V206H59L58 204H56V203H58V201L55 203L54 202V200H51V198L50 197H48V192L47 191H44L43 189H42V186L41 185H38L37 187L36 186H33V188L35 187V188H39V189H36L35 190V188H34V190L35 191H37V192H35V195L36 196H38V197H41L42 198V200H41V202L44 204L43 205V210H44V212L45 213H47V215H48V218H46V219H48V221H50L51 222V224H54L53 226L57 229V231H58V233H59V235H57V236H55V235H53L54 233H50L49 231L51 230L50 228H51V224L49 225L48 223V221L46 220H44V218H42L39 214H38V209H36V201L34 200H27L26 199V196L27 195H29V192H26L24 189H22L23 187H25V186H27L25 183H24V181L21 179ZM31 176H32V174H31ZM43 176H44V174H43ZM42 176V177H43ZM50 176V175H49ZM59 176L60 175H58V179L59 180H61L60 178H59ZM67 176V175H66ZM71 177H72V173H71V175H70ZM174 176V175H173ZM196 176V177H197ZM212 176V175H211ZM228 176H229V174H228ZM237 176H239V174L237 175ZM241 176H242V174H241ZM248 176H250V175H248ZM28 177V176H27ZM42 177H40V179H42ZM52 176H50V178H51ZM88 177V176H87ZM90 177H91V174H90ZM164 177V178H165ZM219 177V176H218ZM256 177H258V176H256ZM49 177H47V178H43V179H48ZM67 178V177H66ZM69 178V177H68ZM209 178H211V177H209ZM213 178V177H212ZM221 178V177H220ZM52 179V178H51ZM64 179V178H63ZM80 179V178H79ZM92 179V178H91ZM90 179V180H91ZM187 179H190V181L189 180H187ZM196 179H199V178H196ZM196 179H194V180H196ZM232 179H233V177H232ZM242 179V178H241ZM249 180H250V177L248 178ZM39 180V179H38ZM49 180V179H48ZM48 180H46V181H48ZM68 180V179H67ZM172 180V179H171ZM204 180V179H203ZM202 180V181H203ZM207 180V179H206ZM209 180V179H208ZM207 180V183L209 182ZM211 180V179H210ZM227 180V179H226ZM235 180V179H234ZM252 181H253V179H251ZM250 180V181H251ZM40 181V180H39ZM45 181V180H44ZM69 181V180H68ZM70 181H71V179H70ZM77 181H79L80 182V180H77ZM121 182L119 185L117 184L118 182ZM202 181H200V182H202ZM215 181H217V179L215 180ZM220 180L218 179V182H219ZM223 181V180H222ZM224 181H225V178H224ZM54 181H52V180H50V182L49 183H53ZM58 182V183H57ZM65 182H67L66 180H65ZM79 182H75V185H76V183H79ZM197 182V181H196ZM206 182V181H205ZM229 182V181H228ZM235 182V181H234ZM233 182V183H234ZM236 182L237 183H239L240 184V181H237L236 180ZM45 183V182H44ZM62 184L63 183V181H57L56 180V185H59V184ZM71 183V182H70ZM83 183V182H82ZM84 183H86V182H84ZM179 183V182H178ZM195 183V182H194ZM232 183V184H233ZM55 184V183H54ZM72 184V183H71ZM92 184V183H91ZM93 184H96V182L95 183H93ZM203 184H204V181H203ZM202 184V185H203ZM222 182H221V184H219L220 186H222ZM229 185L231 184V182L230 183H228ZM231 184V185H232ZM239 184H237V185H239ZM55 185V186H56ZM73 186H75L74 184H72ZM83 185V184H82ZM81 185V186H82ZM86 185H87V183H86ZM97 186H99V184H96ZM96 185H95V187H96ZM115 185H117L116 186V191H114L115 189H112V187L113 186H115ZM189 185H191V187L193 186V184H189ZM199 185V184H198ZM198 185H196V186H198ZM205 185H208L207 187H210L209 186V184H205ZM213 185H214V183H213ZM216 185H218V184H216ZM215 185V186H216ZM218 185V187L220 188V186ZM229 185H223V189H222V192H220L221 190H218L221 194L222 193H225L226 195L227 194H229V197H230V195H233V196H235V200L234 201H232V202H230V203H232V204H237V206H238V209H232V210H234V211H232V213L234 214V217L232 218V219H234V222L232 221V222H230V225L226 228V229H224L225 231L226 230H230V232H233L232 230V228H237V226H238V233H239V226H241V225H239L240 223H241V221H240V223H239V219H240V216L241 215H246L247 214V217L250 215L251 217H252V221L250 220V222H253V226L252 225H250V226H252L253 228H248L247 229V232L248 231H250V232H248V234H249V236H246L247 238H245V236H243V237H241L242 235H244V233H242V235H239L237 232V234L240 236V238H243V239H241V240H243L244 241V244H243V242L241 243V244H243L244 246L246 245L245 244V242H247L246 240L248 239V237L250 238V239H248V242L247 243H249L250 241L249 240H251V242H255V239L257 238V236H256V234L258 235V233H260L259 231L261 230V232H262V230H264V223H262V221L264 220L263 218V220L260 218V217H264V214L262 213V212H264V199L263 200H260L259 201V203L257 204V205H255V208L254 207H252L253 205H252V203L251 202H253L254 200H252V196L250 197L249 196V198H248V196L247 195H245V193L243 192V191H246L247 190V188H246V190H243V191H240L241 192V194H243V196H247V198H246V200L244 199V201H243V199H242V197H241V194H238L237 192V194H234L233 192L234 191H232L233 189H236V187L235 188H233V187H230ZM236 185V184H235ZM249 185V184H248ZM247 185V186H248ZM47 186V185H46ZM55 186L52 184V187L53 188H55ZM60 186V188L59 189H57V187L58 186H56V189L57 190H59V192L61 191V189L63 190L64 189V192H65V194L68 192L67 190H65V188H62V186L63 185H59ZM71 186V185H70ZM80 186V185H79ZM89 186V185H88ZM88 186H82V187H84V188H88ZM92 186V185H91ZM90 186V187H91ZM105 186V187H104ZM187 186L189 187V193L186 191V188H187ZM195 186V187H196ZM243 186V185H242ZM263 186V185H262ZM64 187H66L65 185H64ZM72 187V186H71ZM81 187V188H82ZM93 187V186H92ZM99 187H101V186H99ZM202 187V186H201ZM217 187V188H218ZM244 187V186H243ZM251 187V186H250ZM249 187V188H250ZM256 187H258V186H256ZM22 190H21V189ZM29 188V187H28ZM32 188V189H33ZM47 188V187H46ZM68 188V187H67ZM83 188V189H84ZM86 188V190H88ZM94 188V187H93ZM194 188V187H193ZM212 188H214V187H211L210 188V192L211 191H213V190H211ZM216 188V187H215ZM32 189H30V191L32 190ZM49 189V188H48ZM83 189L81 190V189H77V193L79 192L78 190H81L82 192H84L83 191ZM91 189V188H90ZM88 190L89 192L91 191L92 192V190ZM95 189V188H94ZM97 189V188H96ZM147 189H149V188H147ZM149 189V190H150ZM198 188H196L195 190H197ZM200 190H201V188H199ZM203 190L205 189L204 188V186H203V188H202ZM225 189V191L223 192V190ZM240 189V188H239ZM259 189H260V187H259ZM51 190V189H50ZM75 190V189H74ZM73 190V191H74ZM100 190H101V188H100ZM155 190V189H154ZM154 190H153V192H154ZM194 190V189H193ZM192 190V191H193ZM199 190V191H200ZM256 190V189H255ZM264 190V189H263ZM49 191V190H48ZM88 191H86V194H88L87 192ZM96 191H98V190H96ZM102 191V190H101ZM133 191V190H132ZM134 191H135V189H134ZM155 191H157V190H155ZM198 191V190H197ZM197 191H196V193H197ZM202 191V190H201ZM239 191V190H238ZM258 191V190H257ZM63 192V191H62ZM64 192H63V194H64ZM81 192V193H82ZM105 192V193H104ZM104 192H102L103 193V195L105 194V196H106V191H104ZM107 192V193H108ZM209 192V193H210ZM218 192V193H219ZM247 192V191H246ZM255 192V191H254ZM260 192L262 193V191L260 190ZM50 193H53L52 192V190L50 191ZM55 193V192H54ZM93 193V192H92ZM95 193V192H94ZM102 193H101V198H100V200L102 199ZM192 193H195V192H192ZM198 193H200V192H198ZM213 193H215V189H214V192H212V195H213ZM216 193H217V190H216ZM217 193V194H218ZM77 195L76 193H74L73 192V195ZM80 194V193H79ZM78 194V195H79ZM97 194V193H96ZM95 194V195H96ZM98 194H100L99 193V191H98ZM97 194V195H98ZM190 194V195H189ZM224 194V195H225ZM256 194V193H255ZM54 195V194H53ZM75 195H74V197H75ZM78 195L76 196V197H78ZM95 195L93 194V197L94 198H96L95 197ZM129 195V194H128ZM200 195V194H199ZM206 195H208V194H206ZM205 195V196H206ZM55 196V198H56V194L54 195ZM60 196V195H59ZM58 196V197H59ZM66 196V198L67 199H69L71 196H69V193L68 194H66L65 195ZM80 197H81V195H79ZM84 196H85V194H84ZM100 196V195H99ZM121 196H125V195H121ZM218 196H219V194H218ZM256 196V195H255ZM80 197H79V200H80ZM120 197V196H119ZM131 197V196H130ZM130 197H129V199H130ZM192 197V198H191ZM197 197V196H196ZM207 197V196H206ZM210 197V196H209ZM212 197V196H211ZM13 198H15L14 200L19 204V206H21L22 207V212H24V215H25V217H24V219L18 214V210L15 208V206L13 205V201H12V199ZM52 198H53V196H52ZM72 198V197H71ZM82 198H83V195H82ZM90 198H92V194H91V197ZM104 198H106V197H104L103 196V199ZM122 198V197H121ZM124 198V197H123ZM204 199H205V197H203ZM214 198V197H213ZM218 199H219V197H217ZM223 198V197H222ZM222 198H221V196H220V201L219 200H216L215 202H214V204L212 205L213 206V208H208V207H206V208H208V209H206L205 208V210H203L204 208H202V212H203V214H204V217H203V215H202V217L204 218L203 219V221H202V226L204 225V224H206V226L207 227H209L210 228V226L211 225H213L214 226V224L215 223H217V226H218V224H219V222L221 221L220 220V218L219 219H217V220H220V221H215L214 220V218L213 219H211L210 217L211 216H213L212 214H213V212H218V210L216 211V209L218 208V207H216V206H220L219 208L221 209L222 208V206H221V202H222ZM225 198V197H224ZM227 198V197H226ZM263 198V197H262ZM64 199V198H63ZM84 199V198H83ZM102 199V200H103ZM117 199V198H116ZM131 199V200H132ZM197 199H198V197H197ZM196 198H194V200H195V203H196V201H198L196 204L198 205V206H200V204H203V202H205V201H207L206 199L204 200V201H200L199 199L197 200ZM211 198H209L208 200H210ZM251 199V202L249 201ZM255 199V198H254ZM259 199V198H258ZM58 200H61V198L59 197L58 198ZM65 200V199H64ZM70 200V202H74V201H76V200H72V199H69ZM68 200V201H69ZM72 200V201H71ZM78 200V199H77ZM90 200V199H89ZM88 200V201H89ZM92 200H95V199H93L92 198ZM105 200V199H104ZM107 200V199H106ZM131 200H129V201H131ZM212 200V199H211ZM226 200V199H225ZM224 200V201H225ZM240 200H242L243 202H245V203H243V202H241L240 203ZM133 201V200H132ZM214 201V200H213ZM230 201H231V199H230ZM257 201V200H256ZM255 201V202H256ZM65 202V201H64ZM63 202V203H64ZM77 202V201H76ZM79 202V201H78ZM95 202V201H94ZM88 202L89 203V205H92V203L93 204H95V203H99V202ZM209 202H211L212 203V201H209ZM208 202V203H209ZM228 202V201H227ZM66 203V202H65ZM80 203V202H79ZM78 203V204H79ZM136 203V204H137ZM194 203V202H193ZM192 203V204H193ZM207 203V202H206ZM230 203H227V205L228 204H230ZM60 204H62V201H61V203ZM74 205L75 204V202H74V204L73 203H70V204H68L69 206L70 205ZM77 204V205H78ZM135 204V203H134ZM137 204V205H138ZM205 204V203H204ZM223 204H224V202H223ZM231 204V205H232ZM66 206H64V207H68V205L67 204H65ZM71 205V206H72ZM76 204H75V208H76V210L75 211H73V212H77L78 210H81L80 208H78L77 209V206ZM80 205V204H79ZM78 205V206H79ZM82 205V204H81ZM99 205H100V203H99ZM98 205V206H99ZM109 205V206H110ZM138 205V206H139ZM208 205H210L211 206V204L209 203ZM252 205V206H251ZM94 206V205H93ZM96 206V208H97V205H95ZM102 206V205H101ZM106 206H108V205H105V206H102V208L103 207H105L104 209H106V211L104 210L103 212V214H106V213H110L111 211H109V209L107 210V208H106ZM110 206V207H111ZM197 206V207H198ZM209 206V207H210ZM224 206V205H223ZM73 207L74 206H72V207H70V208H72L73 209ZM81 207H83V206H81ZM109 207V208H110ZM130 207V206H129ZM187 207V208H186ZM190 207V206H189ZM216 207V208H215ZM230 207V206H229ZM74 208V209H75ZM84 208H86L85 206H84ZM99 208V207H98ZM192 208V207H191ZM196 208V207H195ZM225 208V207H224ZM234 208H235V206H234ZM21 209V208H20ZM68 209H69V207H68ZM72 209H71V212H72ZM73 209V210H74ZM88 209V208H87ZM194 209V208H193ZM197 209V208H196ZM195 209V210H196ZM42 210V211H43ZM99 210H100V208H99ZM89 211H90V209H89ZM194 211V210H193ZM197 211V210H196ZM199 211V210H198ZM221 211V210H220ZM230 211V210H229ZM230 211V212H231ZM79 212V211H78ZM77 212V213H78ZM106 212V213H105ZM124 214V215H121L122 213ZM137 212H139L140 213V211H137ZM164 212V211H163ZM190 212V211H189ZM200 212H201V210H200ZM200 212H198V213H200ZM221 212H223V210L221 211ZM44 213V214H45ZM77 213H74V214H77ZM102 213V212H101ZM116 213H119L121 216V218L119 217V214H118V218L120 219V220H118V218H117V215H116ZM69 214V213H68ZM73 213H71V215H72ZM73 214V215H74ZM90 214H91V212H90ZM93 214V213H92ZM91 214V215H92ZM141 214H143V213H141ZM141 214H140V217H141ZM186 214L184 215V217L186 216ZM190 214V213H189ZM188 214V215H189ZM211 214V216H209ZM215 214H219V213H215ZM223 214V213H222ZM230 214V213H229ZM228 214V215H229ZM232 214V215H233ZM260 214H263L262 216H259ZM78 215V217H79V213L77 214ZM80 215H81V213H80ZM90 215V217L92 218L93 216H91ZM111 214H109V216H110ZM132 215H131V218H132ZM136 215H138V214H136ZM144 215V214H143ZM142 215V217L140 218L139 217V215H138V217H137V219H134V220H136V222H135V224H136V226H134V227H137V228H139V230H140V225L138 226V224H140V222L142 221L141 219H143V217L145 216H143ZM164 215H166V214H164ZM199 215V214H198ZM221 215V214H220ZM227 215V214H226ZM82 216V215H81ZM104 216V215H103ZM106 216V215H105ZM104 216V217H105ZM108 216V215H107ZM127 216V217H128ZM158 215H156V217H157ZM167 216H165V217H167ZM190 216H192V215H190ZM190 216H188V217H190ZM193 216H195V214L193 215ZM243 216H242V219H243ZM249 216V217H250ZM90 217L88 218V217H86L85 216V218H86V222H88V221H90L89 219H90ZM127 217H126V220H128L127 219ZM165 217H163V218H165ZM187 217V216H186ZM196 217H197V215H196ZM200 217V216H199ZM198 217V218H199ZM201 217V218H202ZM214 217V216H213ZM232 217V216H231ZM231 217H228V218H231ZM73 218H75V216H73ZM87 218H88V220H87ZM94 219H95V217H93ZM93 218H92V220H93ZM109 218H111V217H109ZM134 218H136V217H134ZM146 218H150V219H152L151 218V216H146ZM154 218V217H153ZM162 218V217H161ZM162 218V219H163ZM198 218H195V220L197 219L198 220ZM68 219V218H67ZM71 219V218H70ZM82 219H83V217H82ZM116 219L118 220L117 222H116ZM147 219V220H148ZM157 219V218H156ZM166 219V218H165ZM191 219V218H190ZM192 219H193V217H192ZM191 219V220H192ZM226 219V218H225ZM92 220H91V222H89V223H91L92 224ZM106 220H107V218H106ZM125 220V222L124 223H126V227H125V225H124V227L126 228V230H127V225H132L131 224V219H130V221L128 220V221H126ZM174 220V219H173ZM196 220V221H197ZM200 220H202V219H200ZM223 220V219H222ZM25 221H27V226L29 227V231L27 230L26 231V227H24V223H25ZM83 221V220H82ZM124 221V219L122 220V222ZM143 221H146V220H144L143 219ZM163 221H164V219H163ZM166 221V220H165ZM164 221V222H165ZM231 221V220H230ZM48 222V223H47ZM97 222V224H98V221H96ZM164 222H162L161 220H159V218H158V223L159 224H161V225H163L164 224V227H166L165 229L166 230H168V227H167V225H165V223ZM222 222V221H221ZM224 222H226V221H224ZM244 222V221H243ZM75 223V224H74ZM112 223V222H111ZM123 223V224H124ZM133 223V222H132ZM147 223V222H146ZM157 223V222H156ZM157 223V224H158ZM192 223H195V222H192ZM200 223V222H199ZM239 223V224H238ZM122 224V223H121ZM196 224H197V222H196ZM208 224V225H207ZM221 224V223H220ZM224 224V223H223ZM247 224V223H246ZM252 224V223H251ZM85 225H87L88 226V228H89V226H91V225H88V224H84L83 226H82V228L85 226ZM99 225V224H98ZM118 225H119V223H118ZM155 225V224H154ZM199 225V224H198ZM200 225H201V223H200ZM228 225V224H227ZM243 225V224H242ZM78 226V225H77ZM93 227H94V229L96 228V229H98L97 227H95V225L93 224L92 225ZM91 226V227H92ZM97 226V225H96ZM151 226H153V225H151ZM157 226V225H156ZM155 226V227H156ZM173 226V225H172ZM201 226V227H202ZM222 226V225H221ZM247 227H248V224L246 225ZM249 226V227H250ZM93 227H92V229H93ZM100 227V226H99ZM102 227V226H101ZM100 227V228H101ZM120 227H121V225H120ZM122 227H123V225H122ZM121 227V228H122ZM145 227V225L143 226V227H141V229L142 228H144ZM158 227V226H157ZM156 227V228H157ZM160 227V226H159ZM163 227V228H164ZM174 227V226H173ZM172 227V229H176L175 227L173 228ZM190 227V226H189ZM192 227V226H191ZM206 227V228H207ZM242 227V226H241ZM244 227V226H243ZM242 227V228H243ZM86 228V227H85ZM84 228V229H85ZM104 228V227H103ZM129 229H130V227H128ZM146 228V227H145ZM144 228V229H145ZM171 228V227H170ZM169 228V229H170ZM178 228V227H177ZM180 228V227H179ZM181 228H184V227H181ZM194 228V227H193ZM193 228H191V229H189V230H191L192 231V229ZM196 228V227H195ZM200 228V227H199ZM203 228V227H202ZM202 228H200V229H202ZM218 228V227H217ZM223 228V227H222ZM241 228V229H242ZM78 229V228H77ZM90 229V228H89ZM89 229H87V232H89L88 230ZM91 229V230H92ZM93 229V230H94ZM94 230V231H96V232H94L93 230V234H96L98 231L97 230ZM106 229V228H105ZM160 229H162V228H160ZM171 229V230H172ZM188 229V228H187ZM205 229V228H204ZM211 230H213V228H210ZM246 229V228H245ZM83 230V229H82ZM91 230H90V232H91ZM102 230V229H101ZM100 229H99V231H101ZM104 230V229H103ZM120 230V229H119ZM123 230V231H122ZM120 232L122 233H125L124 231V229H122ZM136 230L137 229H134V233H137L136 232ZM149 230V229H148ZM164 230V229H163ZM178 231L177 232H180L179 231V229H177ZM197 230V229H196ZM196 230H195V232H196ZM214 230H215V228H214ZM213 230V231H214ZM218 230H220V229H218ZM223 230V229H222ZM236 230V229H235ZM234 230V231H235ZM127 231H129V230H127ZM130 231H132V229H130ZM129 231V233L130 234H134L133 232L131 233ZM142 231V230H141ZM144 231V230H143ZM145 231H147V230H145ZM182 231V230H181ZM185 231H186V228H185ZM200 232H201V230H199ZM246 230H244V232H245ZM105 233H106V230L104 231ZM190 232V231H189ZM194 232V233H195ZM210 232H212V231H210ZM241 232V231H240ZM57 233V234H58ZM99 233H102V232H99ZM105 233H103V234H105ZM120 233V237H122V236H124V235H128V236H130L127 232H126V234H124V235H122ZM161 233V232H160ZM169 233H172V232H169ZM173 233H174V231H173ZM182 233V232H181ZM204 233H206V232H204L203 231V236H204ZM209 233V232H208ZM213 233V232H212ZM217 233V232H216ZM215 233V234H216ZM218 233H219V231H218ZM217 233V234H218ZM221 233H223V231L221 232ZM78 234V233H77ZM79 234H80V232H79ZM91 234V233H90ZM89 234V235H90ZM98 234V233H97ZM96 234V235H97ZM144 234V233H143ZM150 234H152V233H150ZM158 234V233H157ZM165 234V233H164ZM166 234H168V233H166ZM196 234V233H195ZM195 234H194V236H195ZM228 234V233H227ZM245 234H246V232H245ZM247 234V235H248ZM88 235V236H89ZM102 235V234H101ZM106 235H107V233H106ZM106 235H103L104 236V238H106L107 236ZM110 235V234H109ZM118 235V234H117ZM126 235V236H127ZM137 235V234H136ZM147 235L149 236V234H148V232H147ZM146 235V236H147ZM159 235V234H158ZM169 235H171V234H169ZM168 235V236H169ZM177 235V234H176ZM180 234H178V236H179ZM182 235V234H181ZM201 234H199L198 235V233H197V236H200ZM233 235V234H232ZM260 235V234H259ZM258 235V236H259ZM98 236V235H97ZM97 236H96V238H97ZM106 236V237H105ZM112 236V235H111ZM116 236V235H115ZM140 236H143L142 234L140 235ZM139 236V233H138V236H133V237H126V238H124L125 239V241L127 240V238L130 240V238H133L135 241H136V238H134V237H138L137 238V240L139 241V239L140 238H142V237H140ZM147 236V237H148ZM154 235H152V237H153ZM160 236H162V235H160ZM167 236V235H166ZM183 236V235H182ZM213 236H214V233H213ZM218 236V235H217ZM217 236H216V238H217ZM222 236V235H221ZM230 236V235H229ZM91 237H93L92 235H91ZM99 237V236H98ZM100 237H102V236H100ZM100 237H99V241L102 239L103 240V242L104 241H106V240H109V239H107L106 238V240L105 239H103V238H101L100 239ZM117 237V236H116ZM147 237H146V239H144V240H147ZM186 237V236H185ZM185 237H178L177 238V243H176V245H180L181 246V242H182V239H184V241L187 239H185ZM188 237V236H187ZM201 237V236H200ZM212 237V236H211ZM219 237V236H218ZM226 237V236H225ZM238 236H236V238H237ZM87 238V237H86ZM89 238V237H88ZM96 238H95V240H96ZM109 238H110V236H109ZM113 238V237H112ZM112 238H111V241H113L112 240ZM154 238H156V237H154ZM158 238H159V236H158ZM163 238V237H162ZM167 238V237H166ZM189 238V237H188ZM196 238V237H195ZM198 238V237H197ZM202 238V237H201ZM213 238V237H212ZM215 238V237H214ZM227 238V237H226ZM235 238V237H234ZM84 239V238H83ZM91 238H89V240H90ZM120 239V238H119ZM148 239H151V237L149 236L148 237ZM161 239V238H160ZM163 239H165V237L163 238ZM172 239V238H171ZM180 239H181V241H180ZM232 239H233V237H232ZM258 239V238H257ZM263 239V238H262ZM92 240V239H91ZM89 241L90 242V244H92V241ZM97 240V241H98ZM116 240V239H115ZM121 240H122V238H121ZM143 240V242H145ZM154 240H156V239H154ZM166 240V239H165ZM167 240H168V242L169 241H173L174 240V238H173V240H169L168 238H167ZM192 240V239H191ZM194 241L193 242H195V241H197V240H195V239H193ZM209 241V243H210V241H212L211 239H208ZM216 240V239H215ZM218 240V239H217ZM221 240V239H220ZM229 240H230V238H229ZM110 241V242H111ZM140 241H142V239L140 240ZM139 241V242H140ZM149 241H151V240H149ZM149 241L147 240L146 241V243L148 242L149 243ZM163 241V240H162ZM223 241H224V239H223ZM228 241V240H227ZM226 241V242H227ZM232 241V240H231ZM261 241V240H260ZM77 242V241H76ZM78 242H80V241H78ZM103 242H101V243H103ZM118 242V241H117ZM137 242V241H136ZM143 242L141 243V245L143 244ZM152 242V241H151ZM156 242H159L158 240L156 241ZM156 242L154 243V245L156 244ZM198 242V241H197ZM197 242H196V244H197ZM220 242V241H219ZM237 242V241H236ZM251 242L249 243L250 245H251ZM107 243V241L106 242H104L103 244L105 245ZM126 243H128V242H126ZM129 243H130V241H129ZM138 243V242H137ZM186 243V242H185ZM192 243V242H191ZM213 243V245H214V242H212ZM215 243H216V241H215ZM229 243V242H228ZM260 243V242H259ZM89 244V243H88ZM90 244H89V246H90ZM95 244H96V242H95ZM130 244H133V243H130ZM139 245H140V243H138ZM145 244V243H144ZM143 244V245H144ZM161 244V243H160ZM189 244H190V241H189ZM255 244L257 245V243L255 242ZM264 244V243H263ZM83 245H86V246H88L87 244H83ZM82 245V246H83ZM92 245H94V243L92 244ZM92 245L90 246V248L92 247ZM97 245V244H96ZM98 245H100V243L98 244ZM109 245V244H108ZM110 245H112V247L113 246H115V244L113 245V242H111V244ZM109 245V246H110ZM134 245V244H133ZM148 245V244H147ZM153 245V244H152ZM157 245V244H156ZM162 245V244H161ZM172 245V244H171ZM174 245V244H173ZM172 245V246H173ZM175 245V246H176ZM183 245V244H182ZM202 245H204V244H202ZM211 245V244H210ZM217 245H219V244H217ZM222 245V244H221ZM228 245V244H227ZM226 245V246H227ZM233 245V244H232ZM242 245V248L244 249L245 247ZM248 245V244H247ZM246 245V246H247ZM250 245L248 246V249H250L249 247H250ZM253 245H254V243H253ZM255 245V247H256V251H257V246ZM81 246V247H82ZM103 245H100V247L99 246H97V249L98 248H101ZM122 246V245H121ZM125 245H123L122 247H124ZM130 246V245H129ZM128 246V249H127V246H125L124 247V249L126 250V251H128V250H130V252L128 251V253L130 254H132V253H134V251H137V249H136V246L134 245V247L133 246H130V247H132V248H130ZM158 246V245H157ZM163 246H164V244H163ZM165 246H168V245H165ZM189 246V245H188ZM260 248H261V245H258ZM49 247H51L52 249H54V252H51V248H49ZM85 247V246H84ZM112 247H110V249L112 248ZM140 247H142V246H140ZM140 247H139V249H140ZM148 247V246H147ZM169 247V246H168ZM185 248H186V246H184ZM191 247H192V245H191ZM197 247H198V245H197ZM196 247V245H195V248H197ZM208 246H206V248H207ZM211 247V246H210ZM220 247V246H219ZM229 247V246H228ZM232 247V246H231ZM234 247V246H233ZM236 247H237V245H236ZM251 247H252V245H251ZM254 247V246H253ZM254 247V248H255ZM44 248L48 251V253H49V256H47V255H45V253H44V251L45 252H47L46 250H44ZM77 248H79V247H77ZM87 248V247H86ZM149 249H150V246L148 247ZM153 248H154V246H153ZM153 248H152V250H153ZM170 248V247H169ZM168 248V249H169ZM173 248V247H172ZM171 248V251L172 250H175V249H172ZM178 248H179V246H178ZM181 248V247H180ZM192 248H194V247H192ZM194 248V249H195ZM199 248V247H198ZM213 248V247H212ZM211 248V249H212ZM216 247H215V245H214V249H215ZM241 248V247H240ZM81 249V248H80ZM79 249V250H80ZM82 249H84L83 247H82ZM96 248H95V250H97ZM104 251H108L107 250V244L104 246ZM108 249H109V247H108ZM114 249V248H113ZM116 249H117V247L115 246V251H116ZM122 249V248H121ZM134 249H136V250H134ZM142 249V248H141ZM140 249V253H142V250ZM148 249V251H144V252H146L147 254H145V258H146V260L145 259H142V260H138L137 258H138V256H139V254L138 253H136V254H132V255H129L128 253H126V252H123L122 250L120 251V249H117V250H119V251H117L116 253H115V251L113 252V253H115L114 254V256L116 257V259L118 260V263L119 264H143V263H145V264H150L152 261H153V263L154 262H156V260H158L160 263H158V261H157V264H169L170 263V261H171V258L172 257H175L176 258V256H175V254H173V253H175V252H173V253H169V252H167V253H165L164 255L162 254H160L161 256H159L158 255V250L156 251V249H154L155 251H152L151 249V252H150V250ZM187 249V248H186ZM200 249V248H199ZM210 249V250H211ZM247 249V250H248ZM262 249V248H261ZM261 249H259V251L261 250ZM50 250V251H49ZM68 249H66L65 251H67ZM92 250H93V248H92ZM132 250H134V251H132ZM144 250H146V249H144ZM161 250H163V249H161ZM178 250V249H177ZM201 250V249H200ZM216 250H218V249H216ZM228 250H230V248H228ZM227 250V251H228ZM251 250V249H250ZM76 251H78V249L76 250ZM113 251V250H112ZM183 251H184V249H183ZM183 251H182V254H183ZM205 251H207V250H205ZM209 251V250H208ZM212 251V250H211ZM236 251V250H235ZM238 251H240V250H238ZM244 252H246L245 250H243ZM252 251V253H253V250H251ZM255 251V252H256ZM258 251V252H259ZM262 251H263V249H262ZM262 251H261V254H263L262 253ZM64 252V253H63ZM69 252V251H68ZM74 252H75V250H74ZM78 252H80V251H78ZM94 252V251H93ZM149 252V253H148ZM161 252V251H160ZM163 252V251H162ZM181 252V251H180ZM198 252H200L199 250H198ZM201 252H202V250H201ZM229 252V251H228ZM227 252V253H228ZM233 249L229 252V253H232L231 255L233 256V255H235V253L236 252H234V254H233ZM248 252H249V250H248ZM247 252V253H248ZM63 253V254H62ZM86 253V252H85ZM85 253H83V256L85 255ZM203 253V252H202ZM206 253V252H205ZM210 253V252H209ZM213 253V252H212ZM215 253V252H214ZM225 253V252H224ZM250 253V252H249ZM251 253V254H252ZM75 253H73L72 252V254H71V257L74 255ZM87 254V253H86ZM95 254V253H94ZM178 254V253H177ZM176 254V255H177ZM201 254V253H200ZM207 254V253H206ZM239 254V253H238ZM241 254H243V253H241ZM251 254H249V255H251ZM255 254H258V253H255ZM134 255H138L137 257L136 256H134ZM205 255V254H204ZM217 255V254H216ZM230 255V254H229ZM230 255V256H231ZM50 256H52L53 258H51ZM63 256L61 257V258H63ZM87 256V255H86ZM95 256V255H94ZM143 255H141V257H142ZM183 256H185L184 254H183ZM190 256V255H189ZM201 256V255H200ZM207 256V255H206ZM205 256V258H204V256H203V258L205 259V264H226V263H228V264H231V263H233V260H235L234 258L232 259V258H229L228 256V258H226L225 256L224 257H221V258H219V257H217V256H214V255H210V256H207L206 257ZM236 256L237 255H235V258H236ZM241 256V255H240ZM244 256V255H243ZM243 256H241L242 258H243ZM247 256V255H246ZM252 256H254V255H252ZM90 257V256H89ZM88 257V258H89ZM114 257V258H115ZM140 257V256H139ZM140 257V258H141ZM180 256H179V254H178V258H179ZM202 257V256H201ZM245 257V256H244ZM260 257V252H259V256L257 257L256 256V258L258 259ZM84 258H85V256H84ZM97 258V257H96ZM96 258H94V259H96ZM139 258V259H140ZM143 258V257H142ZM181 258V257H180ZM190 258V257H189ZM195 258V257H194ZM246 258V257H245ZM248 258V257H247ZM74 259H75V257H74ZM90 259V258H89ZM185 259V258H184ZM191 259V258H190ZM197 259V258H196ZM237 259V258H236ZM244 259V258H243ZM252 259V258H251ZM260 259H262V262L261 263H264L263 261H264V254H263V257L261 256V258ZM70 261H71V259H69ZM76 260V259H75ZM87 260V259H86ZM93 260V259H92ZM91 260V261H92ZM116 260V261H117ZM181 260H182V262H183V259L181 258ZM194 260V259H193ZM256 260V259H255ZM259 260V259H258ZM58 261V260H57ZM77 261V260H76ZM172 261H173V259H172ZM177 261V260H176ZM179 261V260H178ZM191 261L192 260H190L189 261V263L191 264ZM200 261H202V260H200ZM241 261V260H240ZM245 261V260H244ZM247 261V260H246ZM72 262V261H71ZM93 262V261H92ZM94 262H95V260H94ZM93 262V263H94ZM175 261H173V263H174ZM180 262V261H179ZM194 262H198L197 260H194ZM194 262H193V264H194ZM209 262V263H208ZM238 262V261H237ZM248 262V261H247ZM251 262H253V260H251ZM69 263V262H68ZM76 263H78V261L76 262ZM80 264H82V263H85V262H79ZM91 262H88L87 264H90ZM97 263V262H96ZM106 262H104V264H105ZM152 263V264H153ZM184 263V262H183ZM183 263H181L180 262V264H183ZM186 263V262H185ZM184 263V264H185ZM188 263V264H189ZM202 263V262H201ZM253 263H255V262H253ZM252 263V264H253ZM256 263H258V262H256ZM92 264V263H91ZM98 264V263H97ZM156 264V263H155ZM196 264V263H195ZM203 264H204V261H203ZM233 264H235V263H233Z\"/></svg>","mask_w":264,"mask_h":264},{"label":"rangeland","instance_id":"2","mask_svg":"<svg viewBox=\"0 0 264 264\" xmlns=\"http://www.w3.org/2000/svg\"><path fill=\"white\" fill-rule=\"evenodd\" d=\"M35 2H37L38 3V1L40 2V0H34ZM55 0H47L44 4L45 5H47V6H45V7H43L44 6V4L42 5V6H40L41 7V9H38V10H35V6H31L32 4H27V6L26 5H24L25 3L22 1V2H20V0H0V63L2 62V63H4L3 65H2V67H0V74H2V73H4L3 75H1V76H3L4 78H1L0 77V98H1V101H0V151H2L7 157H8V159H10L11 161H12V164H13V166L15 167V168H17L18 170H19V172L22 174V176H21V179L24 181V183L27 185V186H25V187H23L22 189H24L26 192H29V195H27L26 196V199L28 200H35L37 203H36V209H38V214L42 217V218H44V220L46 221H48V219H46V218H48V215H47V213H45L44 212V210H43V203L41 202V200H42V198L41 197H38V196H36L35 195V192H37V191H35L36 189H39V188H35V190H34V188H33V186H38V185H41L42 186V189L44 190V191H47L49 194H48V197H50L51 198V200H54V202L56 203L57 201H58V203H56V204H58L59 206H61V205H64V206H66L65 204H70V203H73L74 204V202H75V204L77 205L79 202V206L77 205L76 207H77V209L78 208H80L81 210H78L77 212L79 213V217H78V213L77 212H73V211H75L76 210V208H75V204L74 205H72V206H74L73 207V209L72 208H70V207H72L71 205L69 206L68 205V207H69V209H68V207H64V206H61V210H63L62 212H63V214L65 215V222H67V221H69L68 223H73L72 221L74 220V222H76L77 221V219H79L78 221H81L82 222V226L84 225V224H88V225H95V227H97L98 229H96L98 232V236L100 237V236H102V237H100V239L101 238H103V239H105L106 240V238L107 239H109V240H106L107 241V250L108 251H104L105 249H104V246L106 245H104L103 243L104 242H106V241H104L103 242V240L101 239L100 241L98 240L99 239V237L96 235V234H93L94 232H96V231H94L95 229H94V227H93V229H92V227L91 226H89V228H88V226L87 225H85L83 228H82V226H79L80 225V222H79V224L78 223H74L75 225H76V227H75V229H74V231H73V236H74V245L73 246H71V248L70 247H68V248H66L67 247V245H64V244H62L61 246H59L60 248H62L63 250H64V254H66V255H62L63 256V258H61V257H57L56 259H55V261H56V263L57 264H80L79 262H85V263H82V264H87L88 262H91L92 264H104V262H106L105 264H119L118 263V260L116 259V257L114 256V254L117 252V251H119V250H117V249H120V251L122 250L123 252H126V253H128V251L130 252V250H128V251H126L127 249H128V246L130 245V246H133L134 247V245L136 246V249H137V251H134V250H136V249H134V250H132V251H134V253H132V254H136V253H138L139 254V256L141 257V255H143L141 258L138 256V260L140 261V260H142V259H145L146 260V256H145V254H147L146 252H144V251H148V247L150 246V249L152 250V248H153V246H154V248H153V250L152 251H155L154 249H156V251L158 252V255L159 256H161L162 254L164 255L165 253H167V252H169V253H173V252H175V253H173V254H175V256H176V258L175 257H172L171 258V261H170V263L169 264H180V262L181 263H185V264H188L189 263V261L190 260H192L191 261V264H193V262H194V260H197L198 262H194V264L196 263V264H203V261H204V264H205V256L207 255V256H212V255H214V256H217V257H219V258H221V257H226V258H234L235 260H233V263H235V264H252L253 262H255V263H253V264H264V263H261L262 262V259H260L261 258V256L263 257V254H264V230H262V232H261V230L259 231L260 233H258V235L256 234V236H257V238L255 239V242L257 243V245L255 244V242L253 241V242H251V240H249L250 242H251V245H252V247H251V245L249 244V243H247L248 242V239H250L249 237H248V239L246 240L247 242H245V244L247 245H243L244 244V237L243 236H249V234H248V232H250V231H248L247 232V229L248 228H253L254 226H253V222H250V220L252 221V217L250 216H248L247 217V214L246 215H241L240 216V219H239V223H240V221H241V223L239 224V225H241V226H239L240 228H239V233L237 232L238 230V226H237V228H232L233 230V232H230V230H224V229H226L229 225H230V222H234V219H232L233 217H234V214L232 213V211H234V210H232V209H238V206H237V204H232V203H230V202H232V201H234L235 200V196H233V195H230V197H229V194H225V193H220V192H222V189L224 188L223 187V185H229L228 183H230L231 182V184L229 185L230 187H233V188H235L236 187V189H233L232 191H234L233 193L234 194H241V192L240 191H243V190H246V188H247V192L246 191H243L244 193H245V195H247L248 196V198H249V196L251 195H253L251 198H252V200H254L253 202H251V199L249 200L251 203H252V207H254L255 208V205H257L258 203H259V201L260 200H263L264 199V172H262V170L264 171V168H262V167H264V163H263V161L261 162L260 160L259 161H255V160H252L246 153H245V150L244 149H242L243 148V145H242V143L241 142H238V140H236L237 138H236V136L238 137V135H239V137L240 136H242V135H245L244 134V132H243V130H242V125H244V126H246V127H250L251 126V122L253 123V126L255 127H253L254 128V130L255 131H258L259 132V134L261 135V136H263V134L264 133H262L263 132V130H264V120H260V117L262 118V119H264V108H261V107H263L260 103H258L257 102V100L255 99H251V96L249 97L248 95V92H250L251 90H253L254 89V87H255V82L253 83V79H251V78H248L249 76H247L246 74H238V73H235V74H225L224 72H222V71H217V70H215V72H213V73H211L210 71V68L208 67L207 68V66H204L203 64H202V62L203 61H201V60H199L198 58H196L194 55H192V53L190 52L189 54L188 53H185L184 51H183V49L182 48H180L179 47V45L181 44H183V39H186L187 37H186V35L184 34L185 33V31L183 30V28H178L177 26L175 27V26H169V25H167V24H164V23H162V25H160L159 27H156L155 28V30H150V29H148L146 26H143L144 24H143V21L142 20H138L139 18L137 17V16H135V15H132V14H130V12H125L126 10H124L123 8H121V7H123V5L121 6L120 4L118 5V3H119V0H108V1H105L104 3H103V1L104 0H67V2L65 1V0H62V2H60V0H56V2H54ZM122 1V0H121ZM133 1V0H132ZM136 0H134L133 2H135ZM139 1V5H137V4H133V5H131V6H139V7H141V8H143V4H145V1L144 0H138ZM141 1V2H140ZM161 2V0H155V2H154V0H150V2L148 3V5H150V6H146V7H148V11H150L151 9L153 10L154 9V7L155 8H163L164 7V4L162 3H160ZM177 1V2H176ZM193 1L194 0H173L172 2L170 1L168 4H167V6L169 7V5H171V6H174L175 8H176V6H177V8H179V9H185V8H188L189 6L191 7V3H193ZM198 2H200L199 4L200 5H202L203 7H205L206 8V3L203 1V0H197ZM223 1V0H222ZM224 1H226V0H224ZM228 1V3H223L222 2V6H224V7H226V9L228 8V10H230L231 8H233V10H232V12H236V11H238V10H241V11H243V13L245 14V15H248V16H252V17H259L260 18V15H262V17L261 18H263V16H264V11H260V12H258L257 11V13L255 14L253 11L252 12H247L246 10L244 11V10H242V8H240L241 6L239 5V4H241L242 5V3H239V1L237 0H227ZM229 1H233L232 3H230V5H229ZM262 1V0H261ZM20 2V3H19ZM58 2H60V5H58L59 3ZM147 2V1H146ZM176 2V3H175ZM186 2V3H185ZM191 2V3H190ZM262 2H264V0L262 1ZM5 3V4H4ZM21 3H23V5L25 6H23L22 7V4ZM47 3H49V4H47ZM53 3V4H52ZM55 3V4H54ZM56 3H58V4H56ZM74 3L75 4H80V5H78V6H82V7H80L81 8V10H83V14H82V16H81V18H79V16H78V11H76V13L75 14H72V15H68V11H69V7H72V5H74ZM115 3V4H114ZM156 3V4H155ZM175 3V4H174ZM182 3V4H181ZM237 4V6H239L238 8H237V6H236V4ZM246 3V2H245ZM86 4V5H85ZM174 4V5H173ZM178 4V5H177ZM180 4V5H179ZM190 4V5H189ZM206 4V5H205ZM223 4H226V6L225 5H223ZM20 5H21V7H20ZM48 5H50V7H52V8H50ZM51 5H53V6H51ZM55 5V6H54ZM112 5V6H111ZM152 5H153V7H152ZM160 5V6H159ZM161 5H163V6H161ZM187 5H189V6H187ZM235 5V6H234ZM17 6H19V7H17ZM182 6V7H181ZM208 7H209V5H207ZM234 6V7H233ZM247 6V5H246ZM29 7V8H28ZM30 7H31V9H30ZM48 7V8H47ZM115 7H116V9H115ZM119 9H118V8ZM149 7H151V9H149ZM173 7V8H174ZM181 7V8H180ZM231 7V8H230ZM17 8H19V9H17ZM25 8H28V9H25ZM46 8V9H45ZM66 8V9H65ZM85 8V9H84ZM159 8V9H160ZM237 8V9H236ZM23 11H22V10ZM37 9V8H36ZM45 9V10H44ZM51 11H50V10ZM94 9V10H93ZM236 9V10H235ZM15 10H17V11H15ZM19 10H21V11H19ZM25 10V11H24ZM28 10V11H27ZM47 10H49V12H45V11H47ZM63 10V11H62ZM65 10V11H64ZM95 10L97 11V12H95ZM115 10V11H114ZM121 10V11H120ZM161 10H164V9H160V11ZM34 11V12H33ZM63 13H62V12ZM118 11V12H117ZM119 11H120V13H119ZM143 11L145 12L146 10L143 8ZM157 11L160 13V11L157 9ZM57 12V13H56ZM90 12V13H89ZM123 12V13H122ZM151 12V11H150ZM229 12V11H228ZM263 12V13H262ZM60 13V14H59ZM64 13H65V15H64ZM126 13V14H125ZM149 13V12H148ZM163 13V11H161V13L160 14H162ZM52 14L53 15H57L58 16V19H57V16H52ZM86 14V15H85ZM128 14H130V15H128ZM150 14V13H149ZM153 14V12L150 14V16ZM157 14V15H156ZM155 15L156 16H158V13H156ZM167 14V11H164V15H166ZM252 14V15H251ZM48 15V16H47ZM62 15H64L63 16V20H60V19H62V18H59V17H62ZM84 15V16H83ZM164 15H162V16H164ZM191 15H193L194 16V14H191ZM257 15V16H256ZM38 16L39 17H41V19L42 20H40L39 18H38ZM47 16V17H46ZM50 16V17H49ZM67 16V17H66ZM69 16V17H68ZM89 16V17H88ZM98 16H103V17H99V18H101L102 19V21L104 22V23H106L108 26H109V28L116 34V37H117V39L120 41V42H124V40H125V42H129V45H130V47L132 46H145L146 47V45H148V46H150V44L151 45H153V47H152V49L150 50V48L149 47H147L146 48V50L147 51H150V55L148 54V53H146V52H144V59L146 60V61H148V62H150L151 64H152V66H153V68H154V70H155V72H156V75H157V77L159 78H164V74H165V79H166V83H159L160 85H163V87H161L160 85V88H158L159 86L157 85H154V86H156L157 87V89H156V87H153V86H151V87H153L155 90H157L156 92H163V89H164V87H165V89L166 88H171V89H173L174 90V93L176 94V95H180V94H182V93H190V91H192V89H193V91L191 92L192 94H194V95H192V97H195V95H197L198 97H197V99H199V100H201V101H204L205 99L203 98V97H201V96H199V94L200 93H202V91H204L203 92V94L205 95V96H207V99L209 100V102H210V108L212 107V108H214L213 110H215L216 111V113H215V115H217V116H214V121H216L217 123H219L224 129H226V132L228 133L229 131L230 132H232L233 131V128L230 126V127H227L226 125H225V118H221L220 116V114H219V112H221L222 110L221 109H224V108H226V107H228L229 109L228 110H230L231 108H232V104L230 103V102H232L233 104H235L236 106H238L239 107V109L240 110H238V111H236V113L238 114V117H239V123H240V126H236L235 128H237V130L236 131H234V133L236 134L235 135V137H233L232 139L233 140H235V141H233V142H235L234 144L236 145H238V147L236 146V147H234L235 149L233 150V156H237L236 158H237V162H238V164H237V168L235 169V170H229V168H227L228 167V165L227 164H223V165H220V166H222L221 168H220V166H218V168H220L221 170H219V169H215V165H218L217 163H219V159L217 160V157L216 158H213V157H211L213 160V162H211V159H210V161H209V159H208V161L207 162H211V164L209 165V166H211V167H214V169L215 170H213V168L211 169V170H209V171H207L205 174H203V176H197L196 174L197 173H195V166H191V167H189V165H187L186 167L188 168H186V170L185 171H188V172H190V174H191V176L194 174V176H192V179H191V181H190V179H187V180H189L190 182H188L187 181V183H188V186H190V188H192L191 189V192H190V194H191V196L193 195V194H195L197 197H198V199L201 201H204L205 199L207 200V201H205V202H203V204H200V206H198L196 203L198 202V201H196V203H195V200H194V198H196L197 199V197L195 196H192L193 197V202H192V200H190L188 203H187V207H188V210L190 211H188V213L186 214V213H181V214H183L182 215V217L180 216L179 218H178V221L177 220H175V218H172V217H170V219H169V212H168V210H163L162 212H159L158 214H151V215H146V213L144 212V211H141L139 208H140V205L137 203V202H135V200L134 199H132V193L133 192H142V193H144V194H146V196L147 195H154V196H156V194H159L158 196L159 197H161L162 196V198L164 197V196H166V194L170 191V188L169 187H172L171 185L173 184H185V182H186V180H184V181H181V182H183V183H181L180 181H177V180H175L174 179V177H175V175H176V173L175 172H179V171H183V170H181V169H183L180 165H179V162L180 161H182V160H187L189 157L191 158L192 156V154L191 153H189L190 151L188 150V152H187V150H184L182 153H181V156L179 157V155L178 156H176V157H179V158H177V161H174V162H172V163H169V162H171V154L173 155V151H174V149H165V148H162L163 147V145H162V143H161V146H160V142H158V137L156 138V136L158 135V133L159 132H157V131H159V129L158 128H160L161 130L162 129H164L163 131H165L166 133H168L167 135L168 136H173L174 135V133H173V135H172V133H171V130L173 129H175V128H173L174 127V125L172 124V123H166V124H164V125H162V126H165L164 128L162 127V126H160L161 124L159 123V121H154L153 123H150L149 124V126H148V128L150 129V130H147V131H145L144 133L143 132H141V133H143V134H141L140 133V135L136 138V140H135V143H138L139 142V140L138 139H140L141 137H143L144 136V138H147L148 140H150V143L151 144H153L154 146H155V150L154 151H159L157 154L153 151V148H150L151 149V151H150V153H149V151L146 149L145 150V152L143 153L144 154V156L147 158H150L149 156L150 155H155V156H160V155H165L166 154V156H160V158L158 159L157 158V160H156V162L155 163H152V164H150V165H148L147 166V168L150 170V171H156L158 174H160V172H161V174L162 173H164V171H166V170H170L171 169V171H170V175H166V177L164 178L163 177V183H164V185H163V188L161 189V190H159V189H157V188H154L155 190H157V191H155L153 188H151L150 189V187H147V188H149V189H147V188H144V187H139V186H136V185H134V186H132V189H131V191H130V193H127V195L126 194H118V196H116L114 193L111 195V197H113L112 199H115V203L116 204H119L120 203V205H122V208L124 207V209L126 210L127 209V211H129L130 213H132L133 212V214L134 215H132V218H131V215H130V217L128 216V214H127V219L130 221V219H131V221L133 222H131V224L132 225H127V230H129L130 231V229H132V231H130L131 233L134 231V229H137L136 230V232L137 233H134L133 235L132 234H130L129 233V231H127L126 230V223H124L125 222V220H126V217H125V215L122 213L121 215H124V216H121L119 213H116V215H117V218H118V214H119V217L121 216V217H123V219H124V221L122 222V220L121 221H118V220H120L119 218H118V220L116 219V222H117V224L116 223H114L115 222V219H114V222L113 221H108V220H113V218H115L114 216H113V212L110 210L112 207H113V205L111 206L110 204H113V203H111L110 202V200H109V203H106V204H104L105 202L104 201H108V198H107V196L109 195V192L106 190V188H105V190L102 188L103 187V184L101 185V183H99V182H97L96 180H95V182H96V184H99V186H101V187H99V186H97L96 184H93V183H95L93 180L95 179V175H93L94 174V171H93V165H91L92 166V168H91V166H90V162L88 161L89 160V156L87 155V152H86V154H85V151H86V149L84 150V148H82V147H80L81 146V144L80 143H83V142H88V141H90L91 139H89L88 138V134L87 133H89V135H93V136H100L101 135V132H104V129H103V123H106V124H108V125H115V123H116V120H117V115L116 114H118L119 112L118 111H120V110H122V108H126L128 105V100L126 99V97H124L123 95H125V94H129V92L127 91V89H128V87H127V85H129L130 83H124V81L122 82V81H119V79H117L118 77H117V72H115V74L113 75V80H112V78H108L107 76H103V75H99L98 77H97V80L100 78V80H101V82H103L104 80H105V82H107L109 85H111V86H113L118 92H116V93H114V97L115 98H118L120 101H119V103H121V104H119V103H115L114 102V105L116 104L118 107L117 108H120V109H118V111H115V112H112L113 111V109L114 110H116L115 108V106H111L112 104H113V101L111 100L110 102H108L109 101V99L110 98H108V101H107V99H105V100H103V101H107L108 102V105H106L107 103H104L103 101H102V99L101 98H99L98 96H96V95H94L93 96V93H91V90L90 89H88V91H87V89H85L86 87L85 86H82L81 84H79L78 83V81L76 80L78 77H77V75H74V77L71 79V78H69V77H72L73 76V74H75L72 70V72H70L69 70L71 69L70 67H73L75 64H74V62H71L72 60H74L75 59V61L76 60H78V58H77V48L75 47V45H71L70 43H69V40H70V37H69V35H70V33H66L67 35L64 37L63 36V33H65L64 32V30H63V28L64 27H67V26H69L70 24H72V22L75 24L76 23V21H78L79 20V22H81V21H83V22H85L86 24H84L83 22H81V25H80V23L79 24H75L76 25V29L78 30V31H81L82 29H84V28H86V29H88V30H91V31H93V30H95V27L93 26V21H95L96 19L95 18H98ZM106 16V17H105ZM132 16V17H131ZM153 16V15H152ZM161 16V15H160ZM22 17V18H21ZM25 19H24V18ZM83 17V18H82ZM128 19H127V18ZM130 17V18H129ZM13 18V19H12ZM22 20H21V19ZM26 18L27 19H30V21L29 20H26ZM36 19V20H32V19ZM37 18H38V20H40V21H38L37 20ZM47 20H46V19ZM65 18V19H64ZM119 18H122L124 21H126V22H128L129 24H130V26L129 25H127L126 23H124V21H122V20H120ZM133 18V19H132ZM48 19H50V20H48ZM58 20V21H56V20ZM83 19V20H82ZM129 19H131V20H129ZM12 20H15V26H13L12 24H13V21ZM23 20H25L24 21V23L22 22ZM55 20V21H54ZM117 20V21H116ZM3 21V22H2ZM28 21V24L26 23L25 24V22H27ZM37 23H39V24H37ZM46 21V22H45ZM113 21V22H112ZM131 21V22H130ZM141 21V22H140ZM163 21V20H162ZM252 21L254 22V23H257L258 22V24H263L264 22V20H261V21H258V20H255V19H252ZM257 21V22H256ZM30 22V23H29ZM34 22V23H33ZM116 22V23H115ZM136 22V23H135ZM171 22H173L172 20H171ZM260 22V23H259ZM32 23V25L31 26H29L30 24ZM52 23V24H51ZM56 24V26L58 27V29H57V27L55 26V24ZM92 23V24H91ZM113 23V24H112ZM121 23V24H120ZM127 27V28H125L124 26H123V24ZM23 24H25L26 26H29V27H26V26H24ZM34 24H36V25H38V26H35ZM42 24H43V26H42ZM61 27H59L58 25ZM83 24V25H82ZM119 24V25H118ZM143 24V25H142ZM40 25V26H39ZM52 25V26H51ZM62 25V26H61ZM138 25V26H137ZM140 25V26H139ZM9 26H11V28L9 27ZM45 26V27H44ZM47 26V27H46ZM51 26V27H50ZM55 26V27H54ZM121 26H123V30L121 29L122 27ZM143 26V27H142ZM28 28V30L26 29V28ZM36 27V28H35ZM37 27H38V29H37ZM40 27V28H39ZM117 27V28H116ZM141 27V28H140ZM165 28L166 27V29H163V28ZM258 26H256V28H257ZM14 28V29H13ZM19 28V29H18ZM32 28V29H31ZM51 28H52V31H51ZM53 28H55V29H53ZM82 28V29H81ZM129 28V29H128ZM133 28V29H132ZM145 29V31H144V29ZM36 29V30H35ZM61 29H62V31H61ZM118 29V30H117ZM121 29V30H120ZM128 29V30H127ZM148 29V30H147ZM163 29V30H162ZM179 29V30H178ZM10 30H13V31H10ZM15 30V31H14ZM29 30H31V32H29ZM49 30V31H48ZM54 30L57 32H54ZM136 30H138V31H140V32H142V34L144 35H141L140 33H138V32H136ZM150 30V31H149ZM16 31H18V33H15ZM22 31V32H21ZM35 32V35H34V33L33 32ZM37 31V32H36ZM46 31H48L50 34H48V32H46ZM61 31V32H60ZM121 31V32H120ZM132 31V32H131ZM144 31V32H143ZM153 31H156V32H154V34H153ZM158 31V32H157ZM166 31H167V34H166ZM6 32H7V34H6ZM8 32H9V34H8ZM41 32H43L44 33V35H42L43 33H41ZM53 32V33H52ZM129 32V33H128ZM134 32V33H133ZM148 32H149V34H148ZM11 33V34H10ZM32 33V34H31ZM47 33V34H46ZM55 33V34H54ZM152 33V34H151ZM158 33H160V35L158 34ZM15 34V35H14ZM17 34V35H16ZM20 34V36H19V38H18V35ZM37 34V35H36ZM42 36H41V35ZM58 34H60V35H58ZM131 34H132V36H131ZM137 34V35H136ZM172 34V35H171ZM177 34V35H176ZM6 35V36H5ZM9 35H14V37L15 38H17L16 40H15V38L13 37V36H9ZM31 35V36H30ZM34 37H33V36ZM46 35V36H45ZM51 37V38H55V43L57 42L58 44L56 45L55 43H52L53 45L51 46H49L48 45V48H50V49H48L47 51H44L45 50V47H44V45L47 47V43L50 41V40H52L49 36ZM55 36V37H53V36ZM57 35V36H56ZM122 35V36H121ZM126 35V36H125ZM157 35H159V36H161V37H159V36H157ZM167 37H166V36ZM4 36H5V38H4ZM23 36V37H22ZM37 36H38V39H39V37H41V39H43V43L41 44V43H39V42H42L41 40H38L37 39ZM59 36V37H58ZM119 36H120V38H119ZM129 36V37H128ZM157 36V37H156ZM183 36V37H182ZM33 39H32V38ZM56 37H57V39H56ZM61 37V38H60ZM133 37V38H132ZM135 37H137L138 39L137 40H135L136 38ZM165 37V38H164ZM172 37V38H171ZM178 39H177V38ZM12 38H13V40L15 41V43L17 42L18 44H16L15 45V48L16 49H13V46H14V41L12 40ZM24 38H27L28 39V41H26L27 39H24ZM36 38V39H35ZM69 38V39H68ZM142 38V39H141ZM163 38V39H162ZM50 39V40H49ZM121 39V40H120ZM133 39V40H132ZM159 39V40H158ZM161 39V40H160ZM164 39H166V40H164ZM167 39H169V40H167ZM171 39V40H170ZM181 39V40H180ZM11 42H10V41ZM36 40H38V43H37V41ZM63 42H62V41ZM66 40V42H64ZM144 40V41H143ZM150 40H153V41H155L156 43H158V45H160L161 47H163L167 52H168V54L166 53V52H164L163 50H161L158 46H156L154 43H152ZM180 40V41H179ZM7 41H9V43L7 42ZM47 41V42H46ZM162 41V42H161ZM168 41V42H167ZM179 41V42H178ZM5 42L6 43H8V44H5ZM26 42V43H25ZM33 43V46L34 47H36V46H38V47H36V48H34L33 46H32V43ZM44 42H46L45 44H44ZM102 41L101 40H98L97 41V43H99V44H102L101 43ZM131 42V43H130ZM138 42V44H136V43ZM3 43V44H2ZM62 43V44H61ZM65 43H67L66 45H65ZM166 43V44H165ZM170 45H169V44ZM44 44V45H43ZM60 44H61V46H60ZM64 44V45H63ZM132 44V45H131ZM134 44V45H133ZM142 44V45H141ZM146 44V45H145ZM165 44V45H164ZM1 45L3 46V47H1ZM54 45H55V48H54ZM62 45H63V47H62ZM88 45L89 46H91L92 45V43H86V44H82V45H80L79 47H78V49L80 48V50H83V52L84 51H86V48L88 47ZM43 46V47H42ZM58 46H59V49H58ZM74 46V47H73ZM85 46H87V47H85ZM134 46V47H135ZM177 46V47H176ZM60 47H61V51H60ZM72 47V48H71ZM169 47V48H168ZM10 48V49H9ZM19 48H22L21 49V51L19 50ZM75 48V49H74ZM82 48V49H81ZM155 48V49H154ZM24 49V50H23ZM44 49V50H43ZM57 49V50H56ZM65 49H66V51H65ZM70 49L72 50V51H70ZM177 49H179V50H177ZM4 50V51H3ZM55 50V51H54ZM59 50V51H58ZM70 51V52H67V51ZM75 50H76V52H75ZM2 51V52H1ZM18 51V52H17ZM30 51V52H29ZM32 51V52H31ZM36 51V52H35ZM51 51V53L49 54V53H47V52H50ZM56 51H58V52H56ZM180 51V52H179ZM182 51V52H181ZM38 52H40L42 55H43V58H44V61H45V63L43 62V58H42V55L40 54V53H38ZM55 52H56V55H55ZM60 52V53H59ZM65 52V54H62V53H64ZM162 52V53H161ZM179 52V53H178ZM19 53V54H18ZM23 53V54H22ZM30 53H32V54H34V53H36V54H39L40 55V57L42 58H40V60L39 61H37V58L39 59V55H37L36 56V54H34V57L36 58H34L33 57V55L32 54H30ZM68 53V54H67ZM76 54V55H74V54ZM94 52H91V53H89V55H88V53H87V51L86 52H84V55L85 54H87V55H85V56H88L89 57V60H93V58H94V54H93ZM4 54V55H3ZM7 54V55H6ZM19 56H18V55ZM23 55V56H21V58H20V55ZM179 54V55H178ZM16 55V56H15ZM28 55V56H27ZM50 55V56H49ZM51 55H52V57L54 56V60H53V62L55 63V60H56V64L54 65L53 64V62H52V57H51ZM57 55H59V57L61 58V59H63V61L57 56ZM62 55H64V56H62ZM97 54H95V56H96ZM148 55V56H147ZM190 57H189V56ZM32 56V57H31ZM46 56V57H45ZM57 56V57H56ZM66 56L68 57V58H66ZM72 57V59L70 58V57ZM82 56H83V53H82ZM182 56V57H181ZM184 56V57H183ZM192 56V57H191ZM13 57H15L14 59H13ZM24 57V58H23ZM27 57V58H26ZM29 57V58H28ZM31 57V58H30ZM51 57V58H50ZM151 57V58H150ZM166 57V58H165ZM3 58V59H2ZM6 58V59H5ZM65 58L67 59L66 60V62L67 63H65ZM195 58L197 59L196 61H194L195 60ZM18 61H17V60ZM49 59H50V61H49ZM168 59V60H167ZM190 59H191V61L192 62H190ZM5 60V61H4ZM7 60V61H6ZM33 60V61H32ZM71 60V61H70ZM172 60V61H171ZM26 61L27 62H29L28 64H26ZM36 63H35V62ZM49 61V62H48ZM69 61H70V63H69ZM155 61V62H154ZM161 61V62H160ZM163 61V62H162ZM8 62V64H6ZM10 62V63H9ZM17 62V63H16ZM22 62H25V63H22ZM41 62V63H40ZM50 62H52V63H50ZM58 62V63H57ZM63 62V63H62ZM159 62V63H158ZM189 62V63H188ZM33 63V64H32ZM193 63H195V64H193ZM10 64V65H9ZM26 64V65H25ZM30 64L31 65H36V66H32V67H28V66H30ZM59 64H62V65H59ZM157 64V65H156ZM160 64V65H159ZM199 64V65H198ZM8 65V66H7ZM16 65V66H15ZM21 65V66H20ZM22 65H24V66H22ZM40 65H41V67H40ZM50 66L51 67V65H52V67L51 68H48V67H46V66ZM68 65H70V66H68ZM159 65V66H158ZM167 65V66H166ZM179 65V66H178ZM0 66H1V64H0ZM19 66V67H18ZM38 66H39V68H38ZM44 66H45V68H44ZM59 66H62L61 68L59 67ZM162 66H164L163 67V70H162ZM201 66V67H200ZM203 66V67H202ZM8 67V68H7ZM13 68V69H11V68ZM37 67V68H36ZM70 68V69H68V68ZM75 67V66H74ZM180 67V68H179ZM2 68V69H1ZM19 68V69H18ZM34 68H35V70H34ZM182 68H183V70H182ZM206 70H205V69ZM10 69V70H9ZM29 69V70H28ZM37 69V70H36ZM51 69V70H50ZM60 69V70H59ZM124 69V68H123ZM5 71L6 73H8V75L9 76H7V75H5V72H3V71ZM7 70V71H6ZM32 70V71H31ZM49 70V71H48ZM63 70V71H62ZM1 71H2V73H1ZM12 71V72H11ZM67 71V72H66ZM127 71H130V68H126V73H127ZM183 71V73H181ZM11 72V73H10ZM17 72V73H16ZM32 72V73H31ZM63 72H66V74H63L62 75V73ZM13 73V74H12ZM24 73V74H23ZM181 73V74H180ZM213 74V75H211V74ZM20 74H21V76H20ZM28 74H31V75H28ZM35 74V75H34ZM60 75V77H59V75ZM185 76H184V75ZM186 74H188V75H186ZM12 75V77L14 78L15 76L17 77H15L14 79L15 80H17V82L19 83H16V82H14L15 80H12L13 78L12 77H10ZM33 75V76H32ZM44 75H45V77H44ZM56 75V76H55ZM58 75V76H57ZM191 76V77H188V76ZM199 75H201L202 77H204V79L201 77V76H199ZM22 77V78H20V77ZM54 76H55V78H54ZM62 76H64V77H62ZM77 78H76V77ZM101 76V77H100ZM194 76V77H193ZM212 76L214 77V78H212ZM7 77H9L11 80V82L10 83H14L13 84V86L14 87H17V89L16 88H14V89H16V90H14L12 87H11V84H9V82H8V80H9V78H7ZM26 77V78H25ZM65 77H67V78H65ZM130 79H133V74H129V76H128ZM196 77V78H195ZM18 78H19V80H18ZM48 78V79H47ZM49 78H51V79H49ZM54 78V79H53ZM65 80H63V79ZM108 78V79H107ZM187 78H189V79H187ZM2 79H3V82L4 83H6V85L4 84V83H2ZM23 79V80H22ZM27 79H29L30 80V82H29V80H27ZM32 79V80H31ZM70 79V80H69ZM74 79L76 80V83H75V81H74ZM102 79H103V81H102ZM193 79V80H192ZM216 79V80H215ZM21 80H22V82H21ZM52 80V81H51ZM55 80H56V83H54V85L52 86V84H53V82H55ZM67 80V81H66ZM74 81V83H70V82H73ZM99 80V81H100ZM107 80V81H106ZM118 80V81H117ZM188 80V81H187ZM206 80H208V81H210L211 83H213L216 87H214V86H212L211 84H209V82H207ZM31 84L32 82L34 83H32V85H30L28 82ZM61 81H62V83L64 84V85H62V83H61ZM69 81V82H68ZM193 81H195V82H193ZM220 81V82H219ZM24 82V83H23ZM52 82V83H51ZM203 82V83H202ZM8 83V84H7ZM21 83V84H20ZM28 83V84H27ZM36 83H37V85H36ZM46 83V84H45ZM51 85H50V84ZM58 83V84H57ZM61 83V84H60ZM201 83H202V85H201ZM251 83V84H250ZM23 84V85H22ZM76 84H79V85H77V87H76ZM199 84V85H198ZM5 85V86H4ZM16 85V86H15ZM18 85H20V86H18ZM57 85V86H56ZM61 85V86H60ZM81 85V86H80ZM194 85V86H193ZM10 86V89L8 88V87ZM30 86H32V89H31V87ZM34 86H35V88H34ZM40 86V87H39ZM47 86V87H46ZM50 86H52V88L50 87ZM58 86H59V88H58ZM73 86V87H72ZM199 86H201V87H199ZM202 86H205V87H202ZM2 87V88H1ZM23 87H24V89H23ZM42 87L44 88V90L42 89ZM55 87H56V89H55ZM60 87H62L61 88V90H60ZM75 87V88H74ZM85 87V88H84ZM141 87H144V88H146V89H149V90H152L153 88H151L150 87V85H148V87L147 86H145V85H141ZM189 87V88H188ZM191 87V88H190ZM7 88H8V90H7ZM27 88V89H26ZM37 88V91L35 90ZM40 88V89H39ZM63 88H65L66 90H67V93H65V89H63ZM69 88L71 89V91L69 90ZM80 88V89H79ZM179 88H180V90H179ZM197 88H198V90H197ZM207 90H205V89ZM218 88L219 89H221L223 92H221L220 90H218ZM13 89V90H12ZM18 89H20L21 91H18L17 92V90ZM58 89V90H57ZM73 89V90H72ZM75 89V90H74ZM77 89H79V91L80 92H82V94H80V92H78V90ZM82 89V90H81ZM153 89V90H154ZM162 89V90H161ZM164 89V90H165ZM191 89V90H190ZM201 89H202V91H201ZM209 89V90H208ZM212 89H214L215 91H217L220 95H215L216 93H213V91L214 90H212ZM31 90V91H30ZM32 90H33V92H32ZM68 90H69V92H68ZM154 90V91H155ZM179 90V91H178ZM184 90V91H183ZM197 90V91H196ZM211 90V91H210ZM2 91V92H1ZM5 91V92H4ZM9 91V92H8ZM13 91V94H14V92H16L15 93V95H13L14 96V100H12V98H13V96H12V94H11V92ZM24 91V92H23ZM26 91H29V92H26ZM40 91H43V92H40ZM57 91V92H56ZM60 91V92H59ZM100 91H102V88L100 89ZM181 91H182V93H181ZM214 91V92H215ZM41 94H40V93ZM76 92V93H75ZM84 92V93H83ZM88 92H89V94H88ZM122 92V93H121ZM194 92V93H193ZM211 92V93H210ZM224 92H225V94H224ZM26 95H25V94ZM29 93V95L27 96V94ZM32 93H36V97H35V95L34 96H32L33 94ZM37 93H39V94H37ZM71 93H75L74 95L73 94H71ZM118 93V94H117ZM125 93V94H124ZM7 94V95H6ZM10 94V95H9ZM18 94H19V96H18ZM24 94V95H23ZM31 94V95H30ZM69 94H71L69 97H68V95ZM83 94H85V95H83ZM93 96V97H95L96 96V99L95 98H93L91 95ZM101 94H103V93H101ZM120 94H121V96H120ZM123 94V95H122ZM238 94V95H237ZM243 94V95H242ZM40 96V97H38V96ZM64 95H65V97H64ZM76 95V96H75ZM83 95V96H82ZM245 95H247V96H245ZM6 96H7V98H6ZM11 96H12V98H11ZM24 96H26V99L25 100H23L22 98H24ZM72 96H74L75 98H76V100H79L80 102H79V105L81 106V107H77L78 105V101H76V100H73V103H72V98L73 99H75L74 97H72ZM78 96V97H77ZM80 96H82L81 98H79ZM87 97V99L89 100V102L91 103H89L88 101H85V100H87L86 98H83V97ZM214 96V97H213ZM215 96H216V98H215ZM219 96V97H218ZM229 96V97H228ZM30 97L32 98V99H30ZM67 97V98H66ZM72 97V98H71ZM92 97V98H91ZM210 97V98H209ZM245 99H243V98ZM245 97H247L248 99H250V100H248L247 98H245ZM16 98V99H15ZM20 98L22 99V101L20 100ZM70 98V100H68ZM221 98V99H220ZM231 98H234L236 101H238V102H240L241 103V105L240 104H238V103H236L234 100H232ZM10 99V100H9ZM30 99V100H29ZM63 99V100H62ZM100 99V100H99ZM113 99V98H112ZM226 99H228L230 102H228ZM240 99V100H239ZM5 100V101H4ZM8 100V101H7ZM16 100V101H15ZM27 100H29L31 103H29V102H27ZM54 100V101H53ZM56 100V101H55ZM65 100V101H64ZM100 101V103H99V101ZM218 100V101H217ZM223 100V101H222ZM224 100H225V102H224ZM15 101V102H14ZM26 101V102H25ZM63 101L65 102V103H63ZM74 101H76L77 103H75L74 104ZM83 101V102H82ZM97 101V102H96ZM101 101H102V103L104 104H102L101 103ZM213 101V102H212ZM217 101V102H216ZM227 101V102H226ZM248 101V102H247ZM5 104H4V103ZM9 102V103H8ZM25 102V103H24ZM43 102H44V104H43ZM60 102V103H59ZM68 104H70L69 106L67 105L66 106V104L67 103ZM87 102V103H86ZM93 102V103H92ZM245 102V103H244ZM250 102V103H249ZM4 105H3V104ZM6 103H7V105H6ZM14 103H18L19 105H21V103L23 104L22 105V108L20 107V106H18V104H14ZM28 103L30 104V105H28ZM35 104V106H36V109H35V106L34 105H31V104ZM41 103H42V105H41ZM84 103V104H83ZM96 103V104H95ZM213 105H212V104ZM215 103V104H214ZM217 103H218V105H217ZM229 103V104H228ZM252 103V104H251ZM254 103V104H253ZM9 104H10V106H9ZM25 104V105H24ZM63 104V105H62ZM82 104V105H81ZM88 104V105H87ZM93 104L96 106H93ZM100 104H102L103 106H101ZM119 104V105H118ZM221 104H223V106H221ZM227 104V105H226ZM6 105V106H5ZM48 105H49V107H48ZM59 105V106H58ZM91 107H90V106ZM212 105V106H211ZM230 105H232V106H230ZM3 106V107H2ZM16 106H17V108H19L20 110H18L17 108H16ZM31 106V107H30ZM48 108H47V107ZM51 106V107H50ZM76 106V107H75ZM84 108H83V107ZM85 106H88V108H90V109H88L87 107H85ZM120 106V107H119ZM217 106H219V107H217ZM257 107V108H255V107ZM259 106V107H258ZM12 107V108H11ZM26 107V108H25ZM60 107V108H59ZM66 107V108H65ZM68 107V108H67ZM72 107V108H71ZM95 107V109L93 110V108ZM104 107V108H103ZM111 109H110V108ZM31 108V109H30ZM34 108V110H32ZM47 108V109H46ZM49 108H51V109H49ZM56 108V109H55ZM71 110H70V109ZM81 108V109H80ZM83 108V109H82ZM87 108V109H86ZM92 108V109H91ZM97 108H99V109H97ZM103 108V109H102ZM215 108H217V109H215ZM9 109H11V110H9ZM49 109V110H48ZM72 109H74L73 111V113L74 114H76V117L77 116H79L81 119H82V122H81V119L79 120V117H77V118H74L75 117V115L73 114V113H71L72 112ZM80 109V110H79ZM97 109V110H96ZM107 109H110L108 112H106L107 111ZM233 110H234V108H232ZM2 110V111H1ZM23 110V111H22ZM68 111V112H65V111ZM92 110V111H91ZM218 110V111H217ZM262 110V111H261ZM25 111V112H24ZM27 111V112H26ZM30 111H38L36 114H35V112H33V113H31ZM51 111V112H50ZM82 111V113H80ZM83 111H87L86 113H90L89 115H87L86 116V113L85 112H83ZM90 111V112H89ZM93 111H95V112H97V113H95V116H94V113H93ZM214 111V112H215ZM231 111V110H230ZM241 111V112H240ZM13 112L15 113V115L13 114ZM18 112H19V114H25L24 116L23 115H19L18 114ZM22 112V113H21ZM24 112V113H23ZM79 112V113H78ZM231 112H233V111H231ZM259 112V113H258ZM78 113V114H77ZM85 113V114H84ZM115 113V114H114ZM243 113V114H242ZM4 114H6V116L4 115ZM19 116H18V115ZM40 114V115H39ZM49 114V115H48ZM92 114H93V116H92ZM14 115V116H13ZM39 116V117H36V116ZM85 115V116H84ZM91 115V116H90ZM111 115H113V116H111ZM251 117H250V116ZM16 116V117H15ZM82 116V117H81ZM116 116V117H115ZM15 117V118H14ZM49 117V118H48ZM115 117V118H114ZM241 117V118H240ZM244 117V118H243ZM246 117V118H245ZM248 117H250L249 119H248ZM16 118H18L17 119V121H16ZM24 118H25V120H24ZM38 118V119H37ZM86 118V120L84 121V119ZM90 118V119H89ZM91 118L92 119H94L95 120V122H93V120H91ZM100 118V119H99ZM114 118V119H113ZM243 118V119H242ZM27 119V120H26ZM49 119V120H48ZM75 119H76V121L77 122H75ZM90 121H89V120ZM247 119V120H246ZM252 119H253V121H252ZM255 119V120H254ZM40 122H39V121ZM63 120V121H62ZM99 120V121H98ZM244 120V121H243ZM13 121V122H12ZM25 123H23V122ZM30 122V125H29V123L28 122ZM38 121V122H37ZM80 121V122H79ZM88 121H89V125L87 124L88 123ZM93 122V124H91L90 122ZM97 121V122H96ZM247 121V122H246ZM20 122V123H19ZM32 122V123H31ZM41 122H43V123H41ZM66 122V123H65ZM87 122V123H86ZM101 124V125H99V123ZM256 122V123H255ZM259 122V123H258ZM19 123V124H18ZM23 123V125L21 126L20 124H22ZM27 123V124H26ZM38 123H39V125H38ZM43 125V126H41V124ZM55 123H56V125H55ZM78 123H79V125H78ZM81 123V124H80ZM95 123H97V124H95ZM250 124V126H249V124ZM15 124H17V126H15ZM70 124V125H69ZM84 126H83V125ZM86 124H87V127H86ZM103 124V125H102ZM247 124H248V126H247ZM256 124V125H255ZM11 125H12V127H11ZM19 125V126H18ZM60 125H62V127L60 126ZM82 125V126H81ZM93 126V127H90L89 128V126ZM95 125H98V126H96L95 128H97V130H95V128H94V126ZM155 125V126H154ZM158 125V126H157ZM166 125H167V127H166ZM21 126V127H20ZM26 126H29V127H31V128H29V127H26ZM40 126V127H39ZM46 126V127H45ZM69 126V127H68ZM76 126H77V128L78 129H76ZM155 128H154V127ZM19 127H20V129H19ZM22 127H23V129H22ZM34 127H35V131H37L36 132V134L34 133V135H33V130H34ZM53 127V128H52ZM66 127V128H65ZM68 127V128H67ZM99 127H101V128H99ZM153 127V128H152ZM162 127V128H161ZM241 127V128H240ZM261 127V128H260ZM43 128V129H42ZM47 128V129H46ZM62 128V129H61ZM74 128H75V130H74ZM91 128H92V130H91ZM167 128H170V129H167ZM251 128V127H250ZM13 129V130H12ZM25 129V130H24ZM27 129H32V131L33 132H31V130H28L27 131ZM73 129V130H72ZM83 130V131H81V130ZM154 129H156V130H154ZM258 129V130H257ZM263 129V130H262ZM11 130V131H10ZM48 130V131H47ZM65 130H67V131H65ZM80 130V131H79ZM86 130V131H85ZM89 130V131H88ZM91 130V131H90ZM94 130V131H93ZM102 130V131H101ZM15 131V132H14ZM23 131V132H22ZM30 131V132H29ZM42 131H43V133H42ZM44 131H46L45 133H44ZM63 131V132H62ZM72 131V132H71ZM88 131V132H87ZM168 131H170V133L168 132ZM225 131V130H224ZM27 134H26V133ZM48 132V133H47ZM60 132V133H59ZM80 132V133H79ZM81 132H83V133H81ZM85 132V133H84ZM91 132V133H90ZM146 132H148V133H146ZM157 132V133H156ZM187 132V133H186ZM241 132V133H240ZM40 133V134H39ZM69 133V134H68ZM77 133V134H76ZM149 133H151V134H149ZM176 133V132H175ZM183 133H186V134H189L190 133V130L187 128V125H185L184 124V126H183ZM42 134V135H41ZM47 134H49V135H47ZM81 134H82V136H81ZM84 134H87V136H86V140H85V136H84ZM154 134H156V135H154ZM35 136V137H33V136ZM38 135V136H37ZM42 136L41 138H39V136ZM60 135V136H59ZM71 135V136H70ZM76 135H77V138L78 139H76ZM81 137V139L83 140L82 142H81V139L79 138V136ZM19 136V137H18ZM30 138H29V137ZM46 136H49L48 138H49V141L51 142V139L52 140H54V142L52 141V146L53 147H55L54 149H53V147L50 145V142L48 141L47 142V144L48 145H50L49 147L47 146V144L45 143L46 141H47V137ZM149 136H150V138H149ZM174 136H176L175 138H177V134H175ZM245 136H249V134H246ZM20 137H21V140H18V139H20ZM26 137V138H25ZM47 139H46V138ZM50 137H52V138H50ZM60 137H61V139H60ZM16 138H18V139H16ZM32 138V139H31ZM34 138V139H33ZM36 138V139H35ZM74 138V139H73ZM175 138H172V140H174ZM236 138V139H235ZM243 138V137H242ZM29 141H28V140ZM38 139V140H37ZM44 139V140H43ZM45 139H46V141H45ZM88 139V140H87ZM246 139V138H245ZM18 142H17V141ZM23 140V141H22ZM35 140H36V142L38 143H36L35 142ZM57 140V141H56ZM177 140V139H176ZM175 140V141H176ZM22 141V142H21ZM38 141H40V143H41V146H43V147H40V146H37V145H40V143L38 142ZM56 141V142H55ZM73 141H74V143H73ZM3 142V143H2ZM5 142V143H4ZM14 142V143H13ZM20 142V143H19ZM26 142H27V144H26ZM57 142H59V144L57 143ZM80 142V143H79ZM252 142H253V140H252ZM7 143H9V144H7ZM12 143V144H11ZM28 145L27 147L24 145ZM80 145H79V144ZM5 144H7V145H4ZM33 144H36V146L35 145H33ZM61 144V145H60ZM77 144V145H76ZM253 144H256V142H253ZM258 145L260 144V143H257ZM8 145H10V146H12V147H9ZM21 145V146H20ZM60 145V146H59ZM76 145V146H75ZM79 145V146H78ZM234 145V146H235ZM240 145V146H239ZM260 145H262V144H260ZM17 146H18V148H17ZM20 146V147H19ZM32 146V147H31ZM35 146V147H34ZM62 146V147H61ZM78 146V147H77ZM83 146V145H82ZM157 146H159V147H157ZM175 146V145H174ZM263 146V145H262ZM9 147V148H8ZM26 147V148H25ZM28 147H30V148H28ZM68 147H70L69 149H68ZM162 148V150L160 151L159 149H161ZM241 147V148H240ZM25 148V149H24ZM39 148H41V150H39ZM43 148V149H42ZM63 148V149H62ZM159 148V149H158ZM239 148V149H238ZM30 149V150H29ZM52 149V150H51ZM66 151H65V150ZM74 149V150H73ZM78 149H81V150H78ZM149 149V150H150ZM163 149L165 150V152L166 153H164V151H163ZM34 150V151H33ZM43 150V151H42ZM53 152V154H52V152ZM168 150H169V152H168ZM237 150V151H236ZM240 150V151H239ZM41 151V152H40ZM148 151V152H147ZM21 152H23V153H21ZM34 152V153H33ZM79 152H81L80 154L81 155H83V156H81L80 154H79ZM152 152V153H151ZM155 154H154V153ZM170 152H171V154H170ZM237 152H243V153H245V154H241V153H238L237 155H236V153ZM40 155H39V154ZM44 155V157H43V155ZM56 153H57V155L60 157H55L54 156V154L56 155ZM82 153H84V154H82ZM164 153V154H163ZM187 153H189V154H187ZM26 154L28 155L27 157H25L26 156ZM36 154V155H35ZM73 154H75V156H71V155H73ZM148 154H149V156H148ZM169 154V155H168ZM222 154V153H221ZM23 155H24V157H23ZM169 157H168V156ZM245 155V156H244ZM241 156H243V157H246V158H244V159H242L241 158ZM72 157V158H71ZM84 157H87L88 159H87V161H88V163L85 161L86 160V158L84 159ZM27 158H30V159H32V161H34V162H32L30 159V161L29 160H27ZM241 158V159H240ZM26 159V160H25ZM47 159H48V164H47ZM61 160V164H60V160ZM73 159V161H71ZM180 159H182V160H180ZM240 159V162L238 161ZM160 162H159V161ZM207 160V159H206ZM158 161V162H157ZM45 162H46V164L48 165V166H50V167H48L46 164H45ZM72 162H75V163H72ZM78 162V163H77ZM215 162H216V164H215ZM247 162H255L256 163V167H255V170H256V174H255V170H252L251 169V167H250V164H246ZM260 162V163H259ZM33 163H36V165L35 164H33ZM38 163H39V165H41V167L38 165ZM53 165H52V164ZM90 163V164H89ZM168 163L170 164V165H172V167L170 166H168L167 167V165H168ZM178 163V164H177ZM22 164H23V166H22ZM80 164V165H79ZM134 165H135V163H133ZM155 165V169L153 168L154 167V165ZM163 164H165V165H163ZM59 165H63V166H59ZM152 165H153V167H152ZM208 165V164H207ZM227 165V166H226ZM259 167H258V166ZM33 166V167H32ZM37 166H39V167H37ZM42 166H45L44 167V171H41V170H43V169H39V168H42ZM52 166H53V168L55 169V171H56V169H57V171H58V173H57V171L55 172V174H54V172H52L53 170H50L51 168H52ZM58 166V167H57ZM163 167V169L162 168H160V167ZM166 168H165V167ZM62 167H64L63 169L65 170V171H63L62 170ZM66 167H67V169H68V172L66 171ZM104 167H106V166H104ZM152 167V168H151ZM159 169H158V168ZM246 167H248L247 169H245ZM261 167V168H260ZM48 170V171H46V169ZM59 168H61V169H59ZM70 168V169H69ZM217 168V167H216ZM38 169H39V171H38ZM90 171H89V170ZM158 169V170H157ZM192 169H194V170H192ZM228 171H227V170ZM241 171H240V170ZM37 170V171H36ZM61 170H62V172H61ZM78 170H80L79 171V173L82 175H86V176H84V177H81V175L77 172ZM92 170V171H91ZM224 170H226L227 172H225ZM239 170V171H238ZM252 170V171H251ZM29 171L30 172V174L29 173H27V172ZM41 171V172H40ZM47 173H46V172ZM216 171V173H214ZM220 171V172H219ZM34 172L35 173H37V174H34ZM43 172H45V173H43ZM51 172V173H50ZM65 172V173H64ZM91 172V173H90ZM208 172H210L209 174H208ZM236 172H238V173H236ZM242 172V173H241ZM40 173V175L38 176V174ZM50 173V174H49ZM56 173H57V177H56ZM62 173H64L63 175H61ZM69 173V174H68ZM71 173H72V177L70 176L71 175ZM91 174V177H90V174ZM231 173V174H230ZM234 173H236V174H234ZM251 173H252V175H251ZM31 174H32V176H31ZM43 174H44V176H43ZM46 174H48V175H46ZM160 174V175H161ZM208 174V175H207ZM212 176H211V175ZM225 175V177H224V175ZM228 174H229V176H228ZM239 174V176H237ZM241 174H242V176H241ZM261 174V175H260ZM45 175L47 176V177H49L48 179H43V178H47V177H45ZM52 176L51 178H50V176ZM58 175H60L59 176V178L61 179V180H59L58 179ZM67 175V176H66ZM174 175V176H173ZM207 175V177L206 178H204L205 176ZM248 175H250V176H248ZM28 176V177H27ZM43 176V177H42ZM88 176V177H87ZM197 176V177H196ZM219 176V177H218ZM256 176H258V177H256ZM40 177H42V179H40ZM67 177V178H66ZM69 177V178H68ZM209 177H211V178H209ZM213 177V178H212ZM221 177V178H220ZM232 177H233V179H232ZM250 177V180L251 179H253V181L251 180H249L248 178ZM64 178V179H63ZM80 178V179H79ZM92 178V179H91ZM196 178H199V179H196ZM224 178H225V181H224ZM242 178V179H241ZM40 181H39V180ZM69 181H68V180ZM70 179H71V181H70ZM91 179V180H90ZM172 179V180H171ZM194 179H196V180H194ZM204 179V180H203ZM209 181L208 183H207V180ZM211 179V180H210ZM217 179V181H215ZM218 179L220 180L219 182H218ZM227 179V180H226ZM235 179V180H234ZM45 180V181H44ZM46 180H48V181H46ZM50 180H52V181H54L53 183H49L50 182ZM56 180L57 181H63V183L61 184H59V185H63L62 186V188H65V190H67L68 192L66 193V194H68L69 193V196H71L69 199H72L73 201L74 200H76V201H74V202H70V200L69 199H67L66 198V194H65V192H64V189L62 190L61 189V191L59 192V190H57V189H59L60 188V186L59 185H56ZM65 180L67 181V182H65ZM77 180H80V182L79 181H77ZM204 181V184H203V181ZM223 180V181H222ZM236 180L237 181H240V184L239 183H237L236 182ZM176 181V182H175ZM197 181V182H196ZM200 181H202V182H200ZM206 181V182H205ZM229 181V182H228ZM45 182V183H44ZM74 184L75 185V182H79V183H76V185L75 186H73L72 184ZM83 182V183H82ZM84 182H86L87 183V185H86V183H84ZM175 182V183H174ZM179 182V183H178ZM195 182V183H194ZM221 182L223 183L222 184V186H220L219 184H221ZM55 183V184H54ZM58 183V182H57ZM92 183V184H91ZM121 182L119 181L117 184L119 185ZM213 183H214V185H213ZM52 184L55 186H58L57 187V189H56V186H55V188H53L52 187ZM83 184V185H82ZM189 184H193V186L191 187V185H189ZM199 184V185H198ZM203 184V185H202ZM205 184H209V186L210 187H207L208 185H205ZM216 184H218L219 186H220V188L218 187V185H216ZM236 184V185H235ZM237 184H239V185H237ZM249 184V185H248ZM47 185V186H46ZM64 185L66 186V187H64ZM72 187H71V186ZM80 185V186H79ZM88 186V188L90 189V190H92V192L90 191H88V190H86V188H84V187H82V186ZM95 188H93L92 186ZM95 185H96V187H95ZM196 185H198V186H196ZM216 185V186H215ZM244 187H243V186ZM248 185V186H247ZM263 185V186H262ZM91 186V187H90ZM116 186L117 185H115V186H113L112 187V189H115L114 191H116ZM174 186H176V185H174ZM187 186V188H186V191L189 193V187ZM196 186V187H195ZM202 186V187H201ZM203 186H204V190L202 189L203 188ZM251 186V187H250ZM256 186H258V187H256ZM29 187V188H28ZM47 187V188H46ZM68 187V188H67ZM82 187V188H81ZM105 187V186H104ZM194 187V188H193ZM211 187H214V188H212L211 190H213V191H209L210 190V188ZM216 187V188H215ZM218 187V188H217ZM223 187V188H222ZM250 187V188H249ZM259 187H260V189H259ZM33 188V189H32ZM49 188V189H48ZM84 188V189H83ZM97 188V189H96ZM100 188H101V190H100ZM196 188H198L197 190H195ZM199 188H201V190L199 189ZM240 188V189H239ZM244 188V189H243ZM21 189V188H20ZM21 189V190H22ZM30 189H32L31 191H30ZM52 190V192L53 193H50V191ZM75 189V190H74ZM77 189H83V191L84 192H82L81 190H78L79 192L77 193L76 191H77ZM134 189H135V191H134ZM194 189V190H193ZM214 189H215V193H213V195H212V192H214ZM243 189V190H242ZM256 189V190H255ZM49 190V191H48ZM74 190V191H73ZM96 190H98L99 191V193L100 194H98V191H96ZM133 190V191H132ZM153 190H154V192H153ZM193 190V191H192ZM200 190V191H199ZM216 190H217V193L219 192L218 190H221L218 194H219V196H218V194L216 193ZM239 190V191H238ZM258 190V191H257ZM260 190L262 191V193L260 192ZM64 192V194H63V192ZM86 191H88L87 193L88 194H86ZM104 191H106V196H105V194L103 195V193L102 192H104ZM196 191H197V193H196ZM225 191V189L223 190V192ZM255 191V192H254ZM55 192V193H54ZM73 192L74 193H76L77 195L79 194V195H81V197L78 195V197H76L77 195H75V197H74V195H73ZM82 192V193H81ZM95 192V193H94ZM108 192V193H107ZM192 192H195V193H192ZM198 192H200V193H198ZM210 192V193H209ZM237 192V193H236ZM98 195H97V194ZM101 193H102V199H103V196L104 197H106V198H104L103 200L101 199L100 200V198H101ZM105 193V192H104ZM251 193V194H250ZM256 193V194H255ZM56 194V198H55V196L54 195ZM84 194H85V196H84ZM91 194H92V198L93 199H95V200H92V198H90L91 197ZM93 194L95 195V197L96 198H94L93 197ZM108 194V195H107ZM129 194V195H128ZM189 194V195H190ZM200 194V195H199ZM206 194H208V195H206ZM225 194V195H224ZM237 194V195H238ZM250 194V195H249ZM60 195V196H59ZM82 195H83V198H82ZM100 195V196H99ZM121 195H125V196H121ZM164 195V196H163ZM207 197H206V196ZM256 195V196H255ZM52 196H53V198H52ZM61 198V200H58V198L59 197ZM120 196V197H119ZM131 196V197H130ZM210 196V197H209ZM212 196V197H211ZM220 196H221V198H222V202L220 203L221 204V206H222V208L220 209L219 207L220 206H216V207H218L217 209H216V211L218 210V212H213V216H211V214L209 215V216H211L210 218L211 219H213L214 218V220L216 221L217 219H219L220 218V220L222 221H220V220H217V221H220L219 222V224H218V226H217V223H215L214 224V226L213 225H211L210 226V228H213V230H214V228H215V230L213 231V230H211L209 227H207L206 226V224H204L203 226H202V221H203V219L205 218L204 217V214H203V212H202V208H204L203 210H205V208L206 207H208V208H213V204H214V202L216 201V200H219L220 201ZM247 196H243V194H241V197H242V199H243V201H244V199L246 200V198H247ZM79 197H80V200H79ZM122 197V198H121ZM124 197V198H123ZM129 197H130V199H129ZM157 197V196H156ZM191 197V198H192ZM203 197H205V199L203 198ZM214 197V198H213ZM217 197H219V199L217 198ZM225 197V198H224ZM227 197V198H226ZM263 197V198H262ZM65 200H64V199ZM117 198V199H116ZM209 198H211L210 200H208ZM255 198V199H254ZM259 198V199H258ZM15 198H13L12 199V201H13V205L15 206V208L18 210L17 212H18V214L24 219V217H25V215H24V212H22V205L21 206H19V204L14 200ZM78 199V200H77ZM90 199V200H89ZM107 199V200H106ZM133 201H132V200ZM197 199V200H198ZM226 199V200H225ZM230 199H231V201H230ZM69 200V201H68ZM71 200V201H72ZM89 200V201H88ZM129 200H131V201H129ZM214 200V201H213ZM225 200V201H224ZM257 200V201H256ZM61 201H62V204H60L61 203ZM66 203H65V202ZM79 201V202H78ZM99 202L100 203V205H99V203L97 204V203H95V202ZM104 203H103V202ZM209 201H212V203L211 202H209ZM228 201V202H227ZM242 200H240V203L241 202H243ZM256 201V202H255ZM64 202V203H63ZM88 202H94L95 204H93L92 203V205H89V203ZM207 202V203H206ZM211 204V206L210 205H208L209 203ZM223 202H224V204H223ZM135 203V204H134ZM139 205H137V204ZM193 203V204H192ZM205 203V204H204ZM227 203H230V204H228L227 205ZM243 203H245V202H243ZM82 204V205H81ZM232 204V205H231ZM242 204V203H241ZM94 205V206H93ZM95 205H97V208H96V206ZM99 205V206H98ZM105 206V205H108V206H106V208H107V210L109 209V211H111L110 213L108 212V213H106V214H103L104 212V210L106 211V209H104L105 207H103L102 208V206ZM111 207H110V206ZM224 205V206H223ZM81 206H83V207H81ZM84 206L86 207V208H84ZM130 206V207H129ZM190 206V207H189ZM198 206V207H197ZM210 206V207H209ZM230 206V207H229ZM234 206H235V208H234ZM100 208V210H99V208ZM110 207V208H109ZM186 207V208H187ZM192 207V208H191ZM197 209H196V208ZM215 207V208H216ZM225 207V208H224ZM21 208V209H20ZM88 208V209H87ZM194 208V209H193ZM208 208H206V209H208ZM71 209H72V212H71ZM89 209H90V211H89ZM104 209V210H103ZM197 211H196V210ZM43 210V211H42ZM194 210V211H193ZM199 210V211H198ZM200 210H201V212H200ZM223 210V212H221V211ZM231 212H230V211ZM137 211H140V213L139 212H137ZM90 212H91V214H90ZM102 212V213H101ZM198 212H200V213H198ZM45 213V214H44ZM69 213V214H68ZM71 213H77V214H72L71 215ZM80 213H81V215H80ZM141 213H143V214H141ZM190 213V214H189ZM205 213V212H204ZM215 213H219V214H215ZM223 213V214H222ZM230 213V214H229ZM263 214H264V212H262ZM109 214H111L110 216H109ZM136 214H138L139 215V217H140V214H141V217H142V215L144 216L143 217V219L144 220H146V221H143V219H141L142 221L140 222V224H138V226L140 227V230H139V228H137V227H134V226H136V224H135V222H136V220H134V219H137V217H138V215H136ZM164 214H166V215H164ZM167 214H168V216H167ZM186 214V216L184 217V215ZM189 214V215H188ZM195 214V216H193ZM199 214V215H198ZM221 214V215H220ZM227 214V215H226ZM229 214V215H228ZM233 214V215H232ZM263 214H260L259 216H262ZM90 215L91 216H93V217H95V219L93 218V220H92V218L90 217ZM105 217H104V216ZM108 215V216H107ZM156 215H158L157 217H156ZM190 215H192V216H190ZM196 215H197V217H196ZM202 215H203V217H202ZM73 216H75V218H73ZM85 216L86 217H90V221H88V222H86V218H85ZM146 216H151V218L152 219H148V218H146ZM165 216H167V217H165ZM188 216H190V217H188ZM200 216V217H199ZM232 216V217H231ZM242 216H243V219H242ZM82 217H83V219H82ZM109 217H111V218H109ZM134 217H136V218H134ZM140 217V218H141ZM154 217V218H153ZM163 217H165V218H163L164 219V221H163V219L162 218ZM192 217H193V219H192ZM199 217V218H198ZM202 217V218H201ZM228 217H231V218H228ZM68 218V219H67ZM71 218V219H70ZM88 218H87V220H88ZM106 218H107V220H106ZM157 218V219H156ZM158 218H159V220H161L162 222H164L165 223V225H167V227H168V230H166L167 228L166 227H164V224L163 225H161V224H159L158 223ZM192 220H191V219ZM195 218H198V220L196 221L195 220ZM226 218V219H225ZM261 219L263 218L264 219V217L262 216V217H260ZM148 219V220H147ZM174 219V220H173ZM200 219H202V220H200ZM223 219V220H222ZM262 219V220H263ZM83 220V221H82ZM91 220H92V224L91 223H89V222H91ZM128 220H126V221H128ZM231 220V221H230ZM96 221H98V224H97V222ZM135 221V222H134ZM224 221H226V222H224ZM244 221V222H243ZM49 222V223H48ZM47 223L50 225L51 224V222L50 221H48ZM147 222V223H146ZM158 224H157V223ZM192 222H195V223H192ZM196 222H197V224H196ZM201 223V225H200V223ZM118 223H119V225H118ZM122 223V224H121ZM124 223V224H123ZM221 223V224H220ZM224 223V224H223ZM248 224V227L246 226L247 224ZM252 223V224H251ZM262 223H264V220L262 221ZM155 224V225H154ZM199 224V225H198ZM228 224V225H227ZM243 224V225H242ZM252 225V226H250V225ZM54 224H51V230L49 231L51 234L52 233H54L53 235H55V236H57V235H59V233H58V231H57V229L53 226ZM78 225V226H77ZM97 225V226H96ZM120 225H121V227H122V225H123V227L121 228L120 227ZM124 225H125V227H124ZM145 225V229L144 228H142L141 229V227H143ZM151 225H153V226H151ZM158 227H157V226ZM176 228V229H172V227L173 226ZM208 225V224H207ZM222 225V226H221ZM101 228H100V227ZM157 228H156V227ZM160 226V227H159ZM190 226V227H189ZM192 226V227H191ZM203 228H202V227ZM250 226V227H249ZM24 227H26L27 229H26V231L28 230L29 231V227L27 226V221H25V223H24ZM86 227V228H85ZM104 227V228H103ZM128 227H130V229L128 228ZM164 227V228H163ZM171 227V228H170ZM173 227V228H174ZM178 227V228H177ZM180 227V228H179ZM181 227H184V228H181ZM194 227V228H193ZM196 227V228H195ZM202 228V229H200V228ZM207 227V228H206ZM218 227V228H217ZM223 227V228H222ZM78 228V229H77ZM85 228V229H84ZM106 228V229H105ZM160 228H162V229H160ZM166 228V229H165ZM170 228V229H169ZM185 228H186V231H185ZM188 228V229H187ZM191 228H193L192 229V231L191 230H189V229H191ZM205 228V229H204ZM242 228V229H241ZM246 228V229H245ZM83 229V230H82ZM87 229H89L88 231L89 232H87ZM94 231H92V230ZM99 229L101 230V231H99ZM104 229V230H103ZM120 229V230H119ZM122 229H124L125 231V233H121L120 231L122 230ZM149 229V230H148ZM164 229V230H163ZM172 229V230H171ZM177 229H179V231L180 232H177L178 230ZM197 229V230H196ZM218 229H220V230H218ZM223 229V230H222ZM236 229V230H235ZM90 230H91V232H90ZM106 230V233H107V235H106V233L104 232ZM142 230V231H141ZM144 230V231H143ZM145 230H147V231H145ZM182 230V231H181ZM195 230H196V232H195ZM199 230H201V232L199 231ZM235 230V231H234ZM244 230H246L245 232H246V234H245V232H244ZM123 231V230H122ZM173 231H174V233H173ZM190 231V232H189ZM203 231L204 232H206V233H204V236H203ZM210 231H212L213 233H214V236H213V233L212 232H210ZM218 231H219V233H218ZM223 231V233H221ZM241 231V232H240ZM79 232H80V234H79ZM99 232H102V233H99ZM126 232L130 235V236H128L127 234H126ZM147 232H148V234H149V236L151 237V239H148V235H147ZM161 232V233H160ZM169 232H172V233H169ZM182 232V233H181ZM196 234H195V233ZM209 232V233H208ZM218 234H217V233ZM239 234V235H242V233H244V235H242L241 237H243V238H240V236L237 234V233ZM58 233V234H57ZM78 233V234H77ZM91 233V234H90ZM103 233H105V234H103ZM120 233L122 234V235H124V234H126V235H124V236H122V237H120L121 235H120ZM138 233H139V236L142 234L143 236H140V237H142V238H140L139 239V241L142 239V241H138L137 240V238L138 237H134V238H136V241L138 242V243H140V245L133 239V238H130V240L128 239L129 237H133V236H138ZM144 233V234H143ZM150 233H152V234H150ZM159 235H158V234ZM165 233V234H164ZM166 233H168V234H166ZM197 233H198V235L199 234H201L200 236L202 237H200V236H197ZM216 233V234H215ZM228 233V234H227ZM90 234V235H89ZM102 234V235H101ZM110 234V235H109ZM118 234V235H117ZM137 234V235H136ZM169 234H171V235H169ZM177 234V235H176ZM178 234H180L179 236H178ZM183 236H182V235ZM194 234H195V236H194ZM233 234V235H232ZM248 234V235H247ZM89 235V236H88ZM91 235L93 236V237H91ZM103 235H106L105 237L106 238H104V236ZM112 235V236H111ZM117 237H116V236ZM148 237H147V236ZM152 235H154L153 237H152ZM160 235H162V236H160ZM167 235V236H166ZM169 235V236H168ZM219 237H218V236ZM222 235V236H221ZM230 235V236H229ZM96 236H97V238H96ZM109 236H110V238H109ZM158 236H159V238H158ZM186 236V237H185ZM189 238H188V237ZM213 238H212V237ZM216 236H217V238H216ZM227 238H226V237ZM236 236H238L237 238H236ZM245 236V238H247ZM87 237V238H86ZM91 238L90 240L92 241V244L94 243V245H92V244H90V240H89V238ZM113 237V238H112ZM126 238V237H128L127 238V240L125 241V239L124 238ZM146 237H147V240L149 241V240H151V241H149V243L147 242L146 243V241L147 240H144V239H146ZM154 237H156V238H154ZM165 237V239H163V238ZM169 239V240H173V238H174V240L171 242V241H169L168 242V240H167V238ZM178 237H185V241H184V239H182V242H181V246L180 245H176V243H177V238ZM196 237V238H195ZM198 237V238H197ZM215 237V238H214ZM232 237H233V239H232ZM235 237V238H234ZM84 238V239H83ZM95 238H96V240H95ZM111 238H112V240L113 241H111ZM120 238V239H119ZM121 238H122V240H121ZM144 238V239H143ZM161 238V239H160ZM172 238V239H171ZM229 238H230V240H229ZM263 238V239H262ZM116 239V240H115ZM154 239H156V240H154ZM192 239V240H191ZM193 239H195V240H197V241H195V242H193L194 240ZM208 239H211L212 241H210V243L208 242L209 240ZM216 239V240H215ZM218 239V240H217ZM221 239V240H220ZM223 239H224V241H223ZM241 239H243V240H241ZM98 240V241H97ZM143 240L145 241V242H143ZM159 241V242H156V241ZM163 240V241H162ZM228 240V241H227ZM232 240V241H231ZM261 240V241H260ZM77 241V242H76ZM78 241H80V242H78ZM113 242V245L115 244V246L117 247V249H116V251L114 250L115 249V246H113L112 247V245H110L111 244V242ZM118 241V242H117ZM129 241H130V243H133V244H130L129 243ZM180 241H181V239H180ZM189 241H190V244H189ZM215 241H216V243H215ZM220 241V242H219ZM227 241V242H226ZM237 241V242H236ZM243 242V244H241L242 242ZM95 242H96V244H95ZM101 242H103V243H101ZM126 242H128V243H126ZM143 242V244L141 245V243ZM156 242V244L158 245H154V243ZM186 242V243H185ZM192 242V243H191ZM196 242H197V244H196ZM212 242H214V245H215V249H214V245H213V243ZM229 242V243H228ZM241 242V243H240ZM260 242V243H259ZM90 244V246L92 245V247L90 248V246H89V244ZM100 243V245H103L101 248H98L97 249V246H99L100 247V245H98ZM162 245H161V244ZM253 243H254V245H253ZM83 244H87L88 246H86V245H83ZM110 246H109V245ZM148 244V245H147ZM153 244V245H152ZM163 244H164V246H163ZM173 246H172V245ZM183 244V245H182ZM202 244H204V245H202ZM211 244V245H210ZM217 244H219V245H217ZM222 244V245H221ZM228 244V245H227ZM233 244V245H232ZM83 245V246H82ZM123 245H125V246H127V249L125 250L124 249V247H122ZM165 245H168V246H165ZM176 245V246H175ZM189 245V246H188ZM191 245H192V247H194L195 248V245H196V247H197V245H198V247L202 250V252H201V250L197 247V248H192L191 247ZM227 245V246H226ZM236 245H237V247H236ZM242 245L245 247L244 249L242 248ZM250 245V249L251 250H253V253H252V251L250 250V249H248V246ZM255 245L257 246V251L255 250L256 249V247H255ZM258 245H261V248L263 249V251H262V249L258 246ZM84 248V249H82V247ZM85 246V247H84ZM129 246V247H130ZM140 246H142V247H140ZM148 246V247H147ZM178 246H179V248H178ZM184 246H186V248L184 247ZM206 246H208L207 248H206ZM211 246V247H210ZM220 246V247H219ZM229 246V247H228ZM232 246V247H231ZM234 246V247H233ZM255 248H254V247ZM77 247H79V248H77ZM87 247V248H86ZM108 247H109V249H108ZM110 247H112L111 249H110ZM139 247H140V249L142 250V253H140L141 251H140V249H139ZM173 247V248H172ZM181 247V248H180ZM213 247V248H212ZM241 247V248H240ZM49 248H51V247H49ZM81 248V249H80ZM92 248H93V250H92ZM95 248L97 249V250H95ZM114 248V249H113ZM122 248V249H121ZM130 248H132V247H130ZM169 248V249H168ZM171 248L172 249H175V250H172L171 251ZM212 248V249H211ZM228 248H230V250H228ZM66 249H68L67 251H65ZM78 249V251H80V252H78V251H76ZM80 249V250H79ZM144 249H146V250H144ZM149 249V250H150ZM161 249H163V250H161ZM178 249V250H177ZM183 249H184V251H183ZM212 251H211V250ZM216 249H218V250H216ZM233 249V251L234 252H236L235 253V255H237L236 256V258H235V255H231L232 253H229L231 250ZM249 250V252H248V250ZM259 249H261L260 251H259ZM44 250H46L45 248H44ZM51 250V252H54V249H50ZM49 250V251H50ZM74 250H75V252H74ZM113 250V251H112ZM151 250H150V252H151ZM198 250L200 251V252H198ZM205 250H207V251H205ZM209 250V251H208ZM229 252H228V251ZM236 250V251H235ZM238 250H240V251H238ZM243 250H245L246 252H244ZM47 251V250H46ZM69 251V252H68ZM94 251V252H93ZM115 251V253H113ZM161 251V252H160ZM163 251V252H162ZM181 251V252H180ZM182 251H183V254L185 255V256H183V254H182ZM256 251V252H255ZM260 252V257L257 259L256 258V256L258 257L259 256V252ZM261 251H262V253L263 254H261ZM72 252L73 253H75L72 257H71V254H72ZM87 254H86V253ZM136 252V253H135ZM207 254H206V253ZM210 252V253H209ZM213 252V253H212ZM215 252V253H214ZM225 252V253H224ZM228 252V253H227ZM234 252H233V254H234ZM248 252V253H247ZM44 253H45V255H47V256H49V253H48V251L47 252H45L44 251ZM62 253V254H63ZM83 253H85V258H84V256H83ZM95 253V254H94ZM149 253V252H148ZM179 254V256L183 259V262H182V260H181V258L179 257L178 258V254ZM201 253V254H200ZM239 253V254H238ZM241 253H243V254H241ZM252 253V254H251ZM255 253H258V254H255ZM129 254V253H128ZM131 253L129 254V255H132ZM161 254V255H160ZM177 254V255H176ZM205 254V255H204ZM217 254V255H216ZM231 256H230V255ZM249 254H251V255H249ZM87 255V256H86ZM95 255V256H94ZM190 255V256H189ZM202 257H201V256ZM243 256V258L241 257V256ZM247 255V256H246ZM252 255H254V256H252ZM90 256V257H89ZM134 256H136V255H134ZM136 256V257H137ZM203 256H204V258H203ZM206 256V257H207ZM228 256V257H227ZM51 258H53L52 256H50ZM74 257H75V259L78 261V263H76L77 261L74 259ZM90 259H89V258ZM97 257V258H96ZM115 257V258H114ZM191 259H190V258ZM195 257V258H194ZM248 257V258H247ZM94 258H96V259H94ZM140 258V259H139ZM185 258V259H184ZM197 258V259H196ZM252 258V259H251ZM54 259V258H53ZM69 259H71V261L69 260ZM87 259V260H86ZM93 259V260H92ZM172 259H173V261H175L174 263H173V261H172ZM194 259V260H193ZM256 259V260H255ZM58 260V261H57ZM94 262V260H95V262L93 263L92 261ZM117 260V261H116ZM177 260V261H176ZM180 262H179V261ZM200 260H202V261H200ZM241 260V261H240ZM245 260V261H244ZM248 262H247V261ZM251 260H253V262H251ZM157 261L158 260H156V262H154L153 263V261L150 263V264H157ZM238 261V262H237ZM69 262V263H68ZM97 262V263H96ZM202 262V263H201ZM256 262H258V263H256ZM264 262V261H263ZM90 263V264H91ZM158 263H160L159 261H158ZM183 263V264H184ZM209 263V262H208ZM233 263H231V264H233ZM143 264H145V263H143ZM190 264V263H189ZM210 264V263H209ZM226 264H228V263H226Z\"/></svg>","mask_w":264,"mask_h":264},{"label":"water","instance_id":"3","mask_svg":"<svg viewBox=\"0 0 264 264\" xmlns=\"http://www.w3.org/2000/svg\"><path fill=\"white\" fill-rule=\"evenodd\" d=\"M120 20H122V21H124L122 18H119ZM124 23H126L127 25H129L130 26V24L128 23V22H126V21H124ZM131 27V26H130ZM133 29V28H132ZM136 32H138V33H140L141 35H143L142 34V32H140V31H138V30H136ZM144 36V35H143ZM152 43H154L156 46H158L161 50H163L164 52H166L167 54H168V52L163 48V47H161L160 45H158V43H156L155 41H153V40H150ZM169 55V54H168ZM199 76H201V75H199ZM202 77V76H201ZM203 79H204V77H202ZM207 82H209V84H211L212 86H214V87H216L213 83H211L210 81H208V80H206ZM218 90H220L221 92H223L221 89H219L218 88ZM224 94H225V92H224ZM229 97V96H228ZM232 100H234L236 103H238V104H240L241 105V103L240 102H238V101H236L234 98H231ZM260 120H264V119H262L261 117H260Z\"/></svg>","mask_w":264,"mask_h":264}]
</instances>
